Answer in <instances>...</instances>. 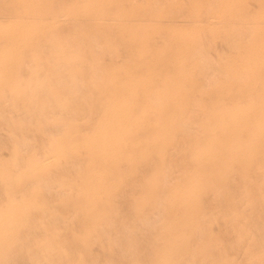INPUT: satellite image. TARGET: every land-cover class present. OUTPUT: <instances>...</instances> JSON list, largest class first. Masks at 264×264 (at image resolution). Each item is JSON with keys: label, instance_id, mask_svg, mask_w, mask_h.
I'll use <instances>...</instances> for the list:
<instances>
[{"label": "rangeland", "instance_id": "rangeland-1", "mask_svg": "<svg viewBox=\"0 0 264 264\" xmlns=\"http://www.w3.org/2000/svg\"><path fill=\"white\" fill-rule=\"evenodd\" d=\"M5 1H6V3L4 2V0H0V13L1 14L4 13L3 15L0 14V18L3 19V20L0 19V31H1L0 32V34H1L0 35V74H1L0 75V97H1L0 98V115H1L0 125H1V123H3L0 126V128L2 127L0 129V132H1L0 133V144H1L0 145V147H1L0 148L1 149L0 150V162H2V163L4 162V164L5 165L7 164V166L0 163V165H2V166H0L1 167L0 168V175L2 174L0 176V185H1L0 186V192H1L0 200L3 198V199H5L4 201H6V202H4L2 200L4 204L0 201V222H1L0 223V264H29V263L33 264V262H34V261H32L33 258H34L33 260H35L34 264H36V263L37 264L38 263L39 264H113V263L114 264H135V262H136V264H163V263L164 264H169V263L170 264H186V263L187 264H190V263L195 264V261H196V264H198V262H199V264L200 263L206 264V262H207V264L208 263L212 264V261L213 262L215 261L214 258L216 256V254H218V255L215 258L216 259L215 264H222L223 261H224V264H249V263L250 264H252V263L257 264L259 261H260L259 262L260 264H264V258H262V257H264V254H263L264 251L262 250V248L264 249V244H263L264 243V119H263V122L257 123L255 125L252 123L253 120L264 118V111H263V109H264V104H263L264 103V96H263L264 95V93H263L264 92V89H263L264 88V74H263V72H264V70H263L264 69V50H263V53L261 51L262 49H264L263 48L264 47V7H263L264 6V0H263V4H262L261 0H253V1L252 0H227V1L221 0V4H220V0H215L214 2H212V0H184V1L183 0H167V1L163 0L164 2L161 1L162 3H160L159 0H148V1L145 0L146 2L144 0H142V1L139 0L140 2L138 0H135L137 3L134 0H69V1L68 0H57V1L56 0H44V1H42V0H14L13 4H12L13 0H5ZM9 1H11V2H9ZM80 1H81V3H80ZM124 1L128 2V5L126 3H124ZM133 1L135 2L134 4H133ZM153 1L155 2L154 4H156V5L152 4ZM171 1H173V2L171 3ZM177 1H179V2H177ZM208 1H209V4H208ZM217 1H219V2H217ZM258 1H260L262 5ZM89 2H90V4H89ZM143 2H145V3H143ZM1 3L3 4L2 6H1ZM9 3H11L13 6L10 7L11 4H9ZM18 3H19V7L17 6ZM115 3L118 4V6ZM187 3H188V5H187ZM15 4H16V6H15ZM121 4H122V6H121ZM163 4H164V6H163ZM252 4L253 5L255 4V6H256V8L254 7L255 9L253 8ZM256 4H258V5H256ZM90 5H91V7H90ZM104 5H105V7H104ZM152 5H154V6L152 7ZM158 5H160V6H158ZM242 5H243V7H242ZM249 5H251V6L249 7ZM7 6H9V8H10L9 10H7L8 9ZM76 6H77V8H76ZM86 6H88V7H86ZM2 7H4V8H2ZM78 7H79V9H78ZM214 7H217V9ZM5 8H6V10H5ZM63 8H64V10H63ZM147 8H149L150 10L149 9L147 10ZM211 8L212 9L214 8L213 9L214 11H212ZM250 8L253 9L254 14L252 12V9H250ZM259 8H260V10H259ZM144 9H145V11H144ZM67 10L69 13L67 12ZM117 10H118V12H117ZM132 10H133V12H132ZM147 11H148V13H147ZM211 11H212V13H211ZM233 11H234V13H233ZM207 12L209 14H206ZM216 12H218V13L215 15ZM247 12H250L249 15H252V16H250V17H252V20L249 17V15H247L248 14ZM8 13H10V14H8ZM58 13L60 15H58ZM120 13H121V15H120ZM6 14L8 16L10 15V17H7ZM69 14H70L71 18L69 16ZM51 15H53V16H51ZM62 16H64L65 18ZM66 16H67V18L68 17L69 18L67 19ZM108 16H109V18H108ZM112 16L114 18H111ZM148 16L149 17L151 16V19L155 18L153 25H151V28H152L151 29V39H152V37L154 38L155 35L156 36L154 39L149 40V42L147 43V46L151 49V53H146L144 51L140 56H136V55H134L136 53V50L141 48V40H140L141 35L139 34L141 31L139 30V32H138L131 25L134 24L133 23L134 19H140V18H146L147 19V18H149ZM209 16H210V18H209ZM245 16H246V18H244ZM81 17H83V18L81 19ZM48 19H50V20H48ZM107 19L111 20V21H108ZM164 19H166V21ZM84 21L87 22V26H85L86 23ZM89 21H93V23L90 24L91 22L89 23ZM156 21H159V22H156ZM237 21H239V22H237ZM241 21H243V22H241ZM245 21H248V22L245 23ZM249 21H252V22H249ZM77 22L79 24H77ZM80 22H84L85 24L84 23L81 24ZM95 22H97V23H95ZM5 23H8V25ZM236 23H237V25H235ZM25 24L26 25L28 24V29H27V26H25ZM73 24H76V25H73ZM215 24H217V25H215ZM239 24H240V26H239ZM248 24H250V26ZM17 25H19L20 27ZM47 25H49V26L51 25V26L48 27ZM52 25H53V27H52ZM232 25H234V26H232ZM58 26L60 27L59 29H58ZM70 26H72V27H70ZM100 26H101V28L103 26H105V27H103L104 28L103 32H106V33L102 32L103 28L101 30ZM129 26H131V27H129ZM229 26H230V28H228ZM46 27H48V28H46ZM85 27L87 29H84ZM97 27H99L100 29H97ZM174 27L177 30H174ZM205 27L206 28L208 27L207 29H209V30H207ZM223 27L225 29H223ZM1 28H3V29L1 30ZM33 28H34V30L37 28V30L34 31ZM74 28H75V30H74ZM77 28L79 29V33L77 32V30H78ZM81 28L84 29L85 31H83ZM109 28H111V29H109ZM164 28H165V30H164ZM187 28H188V30H187ZM89 29H90V31H89ZM112 29L113 30L117 29V30L113 31ZM180 29H181V31H180ZM247 29H249V31ZM20 30L22 32L18 33ZM39 30H40V32H39ZM61 30H63L64 34H66L67 36L62 34L63 31H61ZM99 30L103 34L100 35ZM105 30H107V31H105ZM110 30L113 31V33H110L111 32ZM200 30H202V31H200ZM223 30H225V31L223 32ZM55 31H57L56 34L60 31L59 37H61V39H59V37L55 34ZM96 31H98L99 33ZM208 31H210V32H208ZM231 31H233L232 34H231ZM241 31L242 32L244 31L243 34L246 33L247 35L249 34L248 32H251L249 34V38L246 34H245L246 35L245 37H247V38H245L243 36V34L240 33ZM51 32H53V33H51ZM66 32H68L70 35ZM91 32H93V33H91ZM94 32L96 34H94ZM116 32H117V34H116ZM161 32H162V34H161ZM203 32H205L206 35H204ZM220 32L225 33V35L224 36L222 35L223 37L219 36V35H221ZM234 32L235 33L237 32V36L235 35ZM24 33H25V35H24ZM59 33H58V35H59ZM73 33L75 34L76 37L73 35ZM77 33L81 34V35H78ZM158 33L161 34L162 37ZM51 34H52V36H51ZM98 34L101 37L100 36L98 38H97V36L95 37V35H98ZM105 34H109V36L108 35L107 36L113 38V40L110 38L108 40V37L105 36ZM200 34L202 37L200 36ZM229 34L233 35V39L230 38L231 35H229ZM54 35L57 36V40L55 39L56 37L53 38ZM83 35H86V36H83ZM158 35L160 36V38ZM188 35L189 36L191 35L189 37V39H188ZM208 35H212V37L211 36L208 37ZM214 35H216V36H214ZM227 35H229V37ZM9 36H11V37L9 38ZM64 36L67 38V39H65V41H64V38H65ZM91 36H93L92 38H94L95 41H94V39L92 40ZM163 36H165V37L167 36V38H168V36L170 37L168 39L169 43L167 42V38H165ZM203 36H204V39H206V40H202ZM226 36L231 41L232 40L233 41L227 42ZM235 36L238 37V42H236L237 39L235 41V38H234ZM103 37L105 40H107L106 42L103 39ZM156 37L161 41L160 43L157 42L159 40L156 39ZM4 38H5V40L2 41V39H4ZM73 38H75L77 41L79 40L78 38H80V40L78 41L79 43L75 42L76 40H73ZM87 38H88V40H87ZM89 38L91 39L90 41H89ZM99 38L100 39L102 38V40H100ZM209 38H210L209 41L212 42V46H210L211 43L208 41ZM244 38H245L246 42L243 41V43H242V41H240V40H242V39L244 40ZM69 39L71 41H69ZM218 39L221 41H219ZM44 40H48V41H44ZM96 40H98V42L102 41V44H101V42H99V44H96L97 43ZM114 40H116L117 44L114 43L115 42ZM130 40H131L132 44L130 43ZM138 40H139V42H138ZM153 40L156 41L157 43H155ZM201 40L207 42L208 43L207 46H206V43L202 42ZM55 41L57 42L56 47L54 46L56 43ZM66 41L68 42V44ZM103 41H104V44H103ZM123 42H125V43H123ZM216 42H218V44H216ZM222 42H225L227 47H228L227 43H229L233 46L229 45L230 48L228 47V49H226V48H224L226 45ZM233 42H235V43H233ZM45 43H48L49 46H46ZM59 43H60V47H59ZM61 43H63L64 45ZM127 43H129V45H127ZM163 43H164V45H162ZM171 43H172V45H171ZM174 43L176 45H174ZM221 43L223 44L222 48H221V45L218 46ZM246 43L249 44V46ZM42 44H43V46H42ZM50 44L53 45L54 49L59 47L58 50H60V51L63 50L61 52L63 54V56L60 53V51H57V49H56V51H54V49L52 47H50L51 46ZM66 44H67V46L65 47ZM80 44L81 45L83 44V45L80 46ZM111 44H112V46H111ZM119 44L121 47L119 46ZM139 44H140V46H139ZM158 44L159 45L161 44V45L158 46ZM238 44H243V45L240 46ZM33 45H34V47L32 48ZM101 45L104 47H101ZM75 46H77V47L75 48ZM83 46H85V48L87 46L86 50H84ZM117 46H118V48H117ZM161 46H162V48H161ZM202 46L203 47L206 46L205 49L202 48ZM214 46L216 49L214 48ZM38 47H39V49H38ZM46 47H49L51 50L49 48L46 49ZM64 47H65V49H64ZM70 47H72L75 50H73ZM96 47H97V49H96ZM181 47H182V49H181ZM199 47L202 48L203 51H206L208 49L207 52L210 51V49H211L212 54H210L211 52L210 53L209 52L208 53L203 52L205 54H208V58H207V56H205V54L202 53V50L200 51ZM209 47H211V48H209ZM232 47H233L232 50L235 52V54H234V52H231V50H229ZM234 47H235V49H234ZM66 48H69V49H67V51H66ZM100 48H102V50H100ZM120 48H122V49H120ZM236 48L238 50H236ZM250 48H251V50H250ZM37 49H38V52H37ZM78 49L80 50L81 53H83V55H81L80 52L77 51ZM81 49H83L86 53L83 52ZM87 49H89V50H87ZM92 49H95V50H92ZM117 49H118V51H117ZM125 49H126V52H125ZM127 49H128V51H127ZM219 49L220 50L222 49L220 51L221 54L223 52L222 55L219 54L220 53ZM25 50H26V52H25ZM34 50H36V51H34ZM72 50H73V52H70ZM239 50H241L242 52H238ZM94 51H97V52H94ZM107 51H108V53H107ZM110 51H113V52L111 53ZM123 51H124V53H123ZM194 51L197 53L194 54L195 53ZM249 51L252 54H250ZM259 51H261V52H259ZM63 52H65L66 54ZM75 52L78 56L79 55L80 56L78 57L75 54ZM118 52H122V53H118ZM37 53L42 54V55L38 56L39 54H37ZM44 53H45V55L46 54L50 55L52 53L51 56L53 55L54 57H50L49 55H46V57H47L46 58L45 55H43ZM57 53H59L61 56ZM89 53H91L92 57L94 55H96V57L97 56L98 57L96 58L94 56L92 58L90 55L89 56L87 55ZM104 53L106 56L105 55L103 56L104 57V60H103V57L101 55ZM55 54H57V55H55ZM67 54L70 55L71 58H70V56H67ZM121 54H123V55L125 54V57H123ZM191 54L193 56L195 55L194 56L195 61H194V58L192 57ZM213 54L214 55L217 54V55H215V59H217L218 57L220 59V60L219 59L215 60L216 61L215 64L213 63V62H215L214 59L212 60V58L214 57ZM64 55L66 57H64ZM107 55H110L111 57H113V59L108 56L109 60H107L106 59V58H108ZM120 55H121V57H120ZM203 55L205 56V58L203 57ZM212 55H213V57H212ZM232 55H235V57ZM199 56H201V57L199 58ZM224 56L225 57L227 56V59ZM24 57L27 59V63L25 62L26 59ZM34 57H36L37 59H35ZM41 57L43 59L46 58L45 59L46 61L43 60L44 62L43 63L41 62L42 64H40V62H39L40 59H42ZM100 57H102V59ZM21 58H22V60H21ZM58 58H61V60H59ZM62 58H64V59L67 58V60H64V59L62 60ZM77 58H78V60H77ZM133 58H135L136 61L133 60ZM198 58H199V60H201L200 62H197V61H199ZM203 58L205 60H203ZM223 58H225V59L223 60ZM31 59H33V60L31 61V65H30L29 61ZM48 59H49V62H48ZM55 59H57L56 63H54ZM68 59H70L71 61ZM117 59H118V61H117ZM23 60H24V62H23ZM94 60H96L98 62H96ZM202 60L205 61L203 64H202ZM10 61H12V62H10ZM17 61L18 62L20 61L21 63L23 62V64L19 63L20 64L19 65L17 63ZM59 61L62 63L60 64ZM64 61H66L67 65L65 64ZM67 61H70V63L72 62L71 66L72 65L75 66V70L78 69L77 71H79V73L75 72L74 67H71L69 69L68 65H70V64H68ZM85 61L88 63L87 66L89 65L88 66V67H90L89 69L86 66H84ZM103 61H105V64ZM108 61L110 63H108ZM111 61H114V62L111 63ZM171 61H172V63H171ZM219 61H221V63ZM225 61H227V63ZM15 62H16V65H15ZM47 62H48V64L49 63L50 64L48 65ZM73 62H75V64H77V65H74ZM94 62H96V63L94 64ZM145 62H149V63L147 64ZM224 62H225V64H224ZM89 63L96 65V66H97V64H99V65L101 64V65L99 67L97 66V68H96L93 65L91 66V64H89ZM126 63H128V64L126 65ZM211 63H212V65H211ZM228 63H230L231 65H229ZM51 64H52V66H51ZM64 64H65V66H67V71H65L66 68H65ZM200 64L202 65V67ZM37 65L39 67H37ZM42 65H44V66L47 65L46 66L47 68L52 67L53 69L51 68L49 70V68L47 69L46 67H43V68H45L43 71V68H41ZM57 65H59L58 66L59 68L56 67ZM78 65H80V66H78ZM108 65L111 67H109ZM118 65H119V67H118ZM213 65L216 67H214ZM16 66H17V68H16ZM26 66H27V68H26ZM82 66L84 69L86 67L87 68L86 70H88L89 72L86 70H83ZM218 66H220V67H218ZM2 67H4V68H2ZM29 67H31L30 68L31 70L29 69ZM61 67H64L65 69L64 68L62 69ZM79 67L82 70L79 69ZM146 67H149L148 68L149 70ZM22 68H25L26 70L22 69ZM35 68L40 69L41 72H40V70L37 71ZM54 68H56V71ZM98 68H99V70H98ZM104 68L108 69V72L110 73V75L108 72H106L107 69L105 70ZM46 69L49 72H47ZM95 69H97V71ZM52 70L54 72H52ZM93 70H95L96 73L95 72L90 73V71H93ZM139 70H140V72H139ZM26 71L29 74H27ZM61 71H62V73H61ZM24 72H25V76H24ZM33 72H35L36 74ZM38 72H40V74ZM58 72H59V74H58ZM20 73H22V74H20ZM31 73H33V74H31ZM37 73L39 76L37 75ZM48 73H50V75H47ZM97 73H100V74L104 73V76L101 75L103 77H105L107 75L108 76H107V78L105 77V79H104L103 77L101 78V76ZM211 73L213 74V76L212 77L210 76L211 77L210 78L209 75H212ZM255 73H256V75H255ZM34 74H35L34 78H36L35 80H33ZM44 74H45V76H44ZM61 74H63V75L61 76ZM67 74L68 75L72 74L71 75L72 77L67 76ZM77 74H79V75H77ZM83 74L86 77L83 76ZM202 74L204 75L203 76L204 79L201 76ZM207 74H208V76H207ZM15 75L18 76L19 78L21 77L20 79L21 80L23 79L24 82L21 81L18 77H15V82H14L13 78ZM26 75H28L29 78H26L27 77ZM59 75L62 78H58ZM93 75H95V77ZM194 75H195V78H194ZM215 75L217 77H215ZM10 76H12V77H10ZM36 76H38V77H36ZM78 76L79 77L81 76V77L79 78ZM91 76H92V78L94 77L95 80L94 79L91 80L92 79ZM197 76L199 78H201L202 81L200 79H196V78H198ZM44 77L46 79L51 77V79L49 78L48 79L49 81L47 80V82H46V79H44ZM141 77L143 78V81L137 82L138 78H141ZM52 78H53V80H52ZM64 78L67 79V81ZM69 78H70V80H69ZM78 78L79 79L82 78L80 83H79ZM84 78H85V80H83ZM156 78H159V79L156 80ZM208 78L213 81L212 83L214 84L215 87L213 86V84L210 81L208 82V80H209ZM247 78H248V80H247ZM260 78H262V79H260ZM30 79H32V80H30ZM206 79H207V83H209V84L208 85L202 84L203 82L206 83ZM216 79H217V81H216ZM223 79L225 81H223ZM88 80H89V82H88ZM98 80H100V81H98ZM29 81H31V82H29ZM42 81H44V82H42ZM50 81L51 82L53 81L52 84ZM63 81H66L64 83L67 86L66 88H63V87H65V85L62 83ZM68 81H70L69 87H68ZM77 81H78V83H77ZM95 81H96V83H95ZM214 81L219 82V83H216ZM10 82L12 83V86L14 85L13 87H10L11 86ZM16 82H17V84H16ZM30 83H32V84H30ZM35 83L37 85H35ZM47 83L51 86L56 84V87L58 86V84H60L59 85L60 87L58 86L60 89L58 90V87L56 88L55 86L49 87ZM88 83L91 86H88L87 85ZM242 83H243V85H242ZM24 84H25V86H23ZM26 84L28 86H30V85L31 86L28 87ZM42 84H44L45 86H43ZM61 84L63 86H61ZM74 84H77V87H76V85L73 86ZM92 84H94L95 86ZM101 84H103V85H101ZM200 84H202V85H200ZM216 84L218 85V87ZM15 85H19V86H17L18 88H16ZM38 85H40L39 86V89H40L39 92L37 89ZM84 85H86V86H84ZM46 86H48V88ZM82 86H83V88H82ZM93 86L95 88H93ZM211 86H213L214 89L211 90ZM27 87H28V90H26ZM74 87H76V88H74ZM97 87H99V88H97ZM234 87H236V88L234 89ZM12 88H13V90H12ZM41 88L44 90L43 92H42ZM46 88H47V91L50 88V92L48 91L49 93L47 91H45ZM80 88L83 90H81ZM84 88H85V90H87L86 92L84 91ZM195 88H198V89L194 94ZM207 88L209 90H207ZM17 89L19 90V92ZM74 89L76 92L73 91ZM95 89L98 90L99 92L95 91ZM99 89H101V90H99ZM10 90H11V92H10ZM34 90H36V91H34ZM54 90H55V92H54ZM218 90H221V91L218 92ZM24 91L27 94L30 91L31 93L29 92V94L31 95V98L29 97L30 96L29 94H28L29 96H26V93ZM64 91L66 93L68 91L71 95H66V93ZM82 91H84V92H82ZM207 91H210V94ZM53 92L55 94L56 93H59V94L54 95ZM206 92H207V97L205 98ZM3 93L5 94L4 96H3ZM17 93H19V94L17 95ZM61 93H62V95L63 94H65V95L61 96ZM69 93H67V94H69ZM73 93L75 95H73ZM76 93H77V95H76ZM231 93H233V94H231ZM22 94H24V96H26L24 100H23L24 97ZM32 94H34V96ZM45 94H46V96H45ZM19 95H22L21 97H23V98H21ZM37 95H38V98H37ZM47 95L49 96V98L54 100L55 105H56L57 101L62 99L61 105H59L60 107L58 108L57 107L58 105L55 106L54 103H52V100L47 98L48 97ZM82 95H83V98L80 99V97H82ZM99 95L102 97H100ZM18 96H19V101L17 99ZM35 96H36V98H35ZM41 96H42V98H41ZM74 96H75V98H74ZM137 96H139V98ZM249 96H250V98H249ZM8 97H10V98H8ZM85 97L87 100L85 99ZM55 98H57V99H55ZM190 98H191V100H190ZM245 98L247 99V101L244 100ZM20 99H22L23 101L22 100L20 101ZM26 99H28V100H26ZM42 99H43V102H42ZM64 99H66V100H64ZM70 99H71V101H70ZM151 99L154 101H152ZM203 99H205L204 102H201ZM15 100H17L18 102ZM29 100L32 102V104L33 103L36 104L38 108H36V105L33 106L32 104H30L31 102L30 103L26 102V101L29 102ZM40 100H41V102H40ZM44 100L46 102H44ZM157 100H158V102H157ZM49 101L55 107L51 104H50L51 106H49ZM77 101L79 104L76 103ZM89 101H91V102H89ZM122 101H123L122 105L116 106V104H118ZM189 101L193 105L191 104V106H190ZM209 101H211V102H209ZM8 102L10 104H7ZM19 102L21 104L24 103V106L21 105ZM72 102H74L75 104H73ZM81 102L84 103L85 105H87L86 108H85V105H82ZM148 102H152V103L149 104ZM196 102H197V104H196ZM13 103L14 104L16 103L15 104L16 106ZM203 103H205V105ZM46 104L49 107L46 108ZM57 104H60V102H58ZM154 104H155V106H154ZM6 106L7 107L9 106L8 107L9 110ZM17 106L20 109V112L17 110L18 109ZM22 106L25 108H23ZM30 106H31V109L29 110ZM42 106H43V108H42ZM61 106H62V108H61ZM198 106H199L200 110H199ZM215 106H217V107L215 108ZM236 106H240L239 109H241V111H240L241 113L238 115L236 114L237 116L235 114H233L234 111H230V110H233V108H237ZM12 107H14L16 109H13ZM34 107L36 108V110L41 109L40 111L42 113L39 112V110L36 111ZM52 107H54V109ZM81 107H82V109H81ZM256 107H258L259 109ZM48 108H49V110H47ZM55 108H56V110H55ZM60 108H61V110H59ZM190 108H193V109H190ZM201 108H203V109L206 108L207 110L206 109L203 110ZM217 108L225 109L226 113L224 115H226L229 119L223 125V127H220V128L217 127V129H211V128L217 126V120L220 118V117H217L218 119L215 122L214 118L216 115L213 113V110L217 109ZM11 109H12V111H10ZM26 109H27V112H24V111H26ZM32 109L34 112L31 111ZM13 110H16V111H13ZM42 110L43 111L45 110L44 111L45 113ZM58 110H59V112H57ZM65 111H67L66 112L67 116H65L66 115ZM77 111H79V112L77 113ZM28 112H30L31 114ZM69 112H72L71 115ZM99 112L101 114H103V112H104V114L101 115ZM35 113H37L38 116H37V114L35 115ZM68 113H69V115H68ZM80 113H82L81 115H83L82 118H80L81 116H79ZM97 113H99L100 116H98ZM3 114H4V116H3ZM45 114H47V115H45ZM73 114H77L76 117ZM149 114L150 115L152 114L151 115L152 118L149 116ZM41 115H43V116L41 118H39ZM48 115H50V116H48ZM72 115L74 116L73 118L70 117ZM86 115H88L90 119H88V116H87L84 120V117ZM187 115H188V117H187ZM9 116H11L12 118L10 117L11 119H9ZM16 116L18 118L22 117L23 119L17 118L19 120L18 121L19 123H18V122H16L17 121ZM45 116L48 118H45ZM51 116H52V118H51ZM91 116H93V117H91ZM148 116H149V118H147ZM4 117H5V119H4ZM57 117L59 120L56 119ZM94 117L98 118L96 120L98 122L95 121ZM186 117H187V120L184 119ZM195 117H196V119H195ZM13 118H15L14 119L15 121L13 120ZM42 118H44V119H42ZM66 118H68V120ZM77 118H78V120H77ZM8 119H9V121H8ZM61 119H62V121H61ZM63 119H64V121L66 120V122H64ZM71 119H75V120H71ZM10 120H11V122H10ZM32 120L34 122L37 121L36 123L39 126L36 127L35 123H33ZM39 120H41V121L39 122ZM91 120H93L94 122H92ZM44 121H46V122H44ZM47 121H50L48 123H51V124H52V122H54L53 123L54 125L48 124ZM73 121H75V122H73ZM90 121L92 122L93 125L91 124ZM185 121H186V123H184ZM6 122L8 124H6ZM12 122H13V124H12ZM238 122L241 125L238 124ZM25 123L27 125L28 124L29 125L27 126ZM77 123H78V125H77ZM81 123L83 124V126ZM94 123H95V125H94ZM15 124H17V126H15ZM30 124H33V125H30ZM42 124H44L46 126H44ZM71 125H72V127H71ZM86 125H88V126H86ZM7 126L11 127V128L7 129ZM19 126H21V127H19ZM48 126H51V127L53 126V127L50 129V127H48ZM65 126H67V127H65ZM76 126H77V128H76ZM30 127H31V129L33 127V130L32 131L30 130L31 132H29V133L26 132V130L28 131L30 129ZM44 127H47V128H44ZM56 127H58V128L60 127V129L58 130V128H56ZM82 127H84V130ZM115 127H116V129H115ZM196 127L199 128V129L197 128L199 131L197 129L194 130V128H196ZM236 127L239 129H237ZM39 128H40V131H38ZM9 129H11V130L9 131ZM16 129L18 130V134L22 133L20 135L23 136V138L16 133L17 132ZM42 129H43V131H45L44 133H43ZM12 130H14L16 132L13 134L14 131H12ZM50 130H52V132L54 134ZM80 130L82 133L80 132ZM138 130H140V131H138ZM143 130H145V131L147 130L146 133ZM183 130L186 131L187 133L184 132ZM200 130H202V131H200ZM247 130H248V132H247ZM4 131H5V134H4ZM48 131H50V133ZM244 131L246 132V135H245ZM8 132H10L9 133V134H11L10 136L7 134ZM69 132L72 134H70ZM191 133H192V135H191ZM15 134H16V136H15ZM37 134H38V136H37ZM144 134H145V136H144ZM17 135L19 136L18 138H17ZM32 135L35 136L34 137L35 139L32 138ZM45 135L47 138L45 137ZM49 135H51L50 138H49ZM188 135H190L189 138H188ZM27 136H31L30 137L31 139L27 138ZM42 136H43V138H42ZM179 136H181V137L179 138ZM3 137H4V139L5 138L6 139L3 140ZM38 137H40V138H38ZM52 137H53V141L55 140L54 144L52 143L53 142ZM183 137L185 140L184 143L182 142V141H184ZM56 138H58V139H56ZM10 139H13L15 141H13V140L11 141ZM20 139L21 140L23 139V140L21 141ZM79 139H80V141H79ZM189 139H192L194 142L195 141L196 142L194 143V142H192V140H189ZM43 140L46 143H44ZM50 140L52 142H48ZM56 140H59V141L57 142ZM36 141H39V142H36ZM15 142H18V143L23 142V144L19 145L18 143H15ZM33 142H35V143H33ZM11 143L13 145H11V148H10L9 145ZM36 143H38V145L40 144V146H42V147H39ZM51 143H52V145H51ZM179 143H181L180 145H185V147H183V146L180 147ZM30 144L33 146L32 149H30L31 148ZM34 144L36 145L35 147H37V148H34ZM2 145H5V146L2 147ZM47 145L49 146V149H48ZM174 145H175V147L178 148V149L175 148L176 151L173 148ZM13 146H14V148H13ZM21 146H22V148H21ZM43 147H45V148H43ZM107 147H108V149H107ZM182 148L184 151H179ZM37 149H39L40 151ZM41 149H42V151H41ZM51 149H52V151H51ZM169 149H170V151H169ZM9 150L13 151V152H10ZM66 150H67V152H66ZM73 150L75 151V153ZM171 150H173V151H171ZM2 151H3V153H1ZM26 151H28V152H26ZM37 151H38V153H37ZM49 152H51L50 155H49ZM80 152H81L82 156L80 155ZM181 152H183V153H181ZM153 153H154V155H153ZM169 153H170V155H169ZM177 153H178V155H177ZM64 154H65V156H64ZM85 154L87 157L85 156ZM87 154H89L90 157ZM174 154H176L177 156H175ZM45 155L48 157H46ZM38 156H39V158H38ZM53 156H55L56 159H55V157L53 158ZM79 156H81V157H79ZM181 156H183V157H181ZM205 156H207V157H205ZM3 157H5V158H3ZM7 157H10V158H7ZM51 157L53 159L49 160L50 162L48 161V163H45L43 166L37 167V166H39L38 165L39 162H41L43 160L50 159ZM84 157H86V158H84ZM95 157H96V159H95ZM158 157H159V159H158ZM171 157H172V159H170ZM168 158L170 159V161ZM4 159L6 162L4 161ZM61 159L63 160L64 163L61 162L62 161ZM9 160H11L12 163ZM80 160H81V162H80ZM89 160H90V162H88ZM172 160H174L175 163ZM18 161H20V162H18ZM97 161H99L98 162L99 164H97ZM83 162L86 164L88 162V164H87L88 166H86V164H84ZM152 162H154V163L152 164ZM169 162L171 164H169ZM180 162H181V167L179 166ZM148 163L154 165V167L149 165ZM23 164L25 165V167ZM122 164L125 166L127 165L128 167L122 166ZM173 164H174V167H172ZM175 164H177V165H175ZM22 165H23V167H21ZM67 165H68V167H67ZM69 165H71L73 170L71 169V167ZM186 165L189 167H187ZM18 166L20 168H18ZM77 166L80 168H83V169H80ZM85 166L87 168H85ZM196 166H197V168H196ZM8 167H10L11 169ZM65 167H67L66 169H68V171L65 170ZM76 167H77V169H76ZM144 167H145V170H144ZM148 167H149V170H148ZM178 167H180V169H185V170H183L184 172L182 171V173H181V170L177 169ZM258 167L260 168V170ZM118 168H120V169H118ZM127 168H128V170H127ZM193 168H195V169H193ZM49 169H51V170H49ZM166 169H167V171H166ZM190 169H192L191 170L192 172L189 171ZM52 170L57 172L58 174L53 172ZM62 170H64L65 173ZM11 171H13L14 173ZM170 171L171 172L173 171V173L174 172L175 173L173 174ZM120 172H122V173H120ZM176 172L183 174V176L181 174L176 173ZM61 173L64 175L65 174L68 175V177H66V176L62 177ZM91 174H93V175H91ZM171 174H172V176L176 175L177 178H176V176H174L175 178L171 177L170 176ZM179 175L182 177H179ZM73 176H75V177H73ZM262 176H263V178H262ZM86 177H88V179H86ZM141 177H143V178H141ZM167 178H168V180H167ZM77 179H78V181L76 182ZM136 179H138V180H136ZM182 179H184V181H182ZM254 179H256L257 181H254ZM28 181L30 182L29 184H27ZM137 181L139 183H137ZM53 182H55V183L53 184ZM132 182L133 183L135 182L134 185ZM142 182H143V184H142ZM170 182H171V184H170ZM189 182H193V185L191 187H189V189L187 190L188 192L187 191L178 192L177 190H175V188H179L185 183L189 184ZM51 183L54 187H51L52 186ZM81 183L83 184V186ZM168 183H169V186L167 185ZM57 184H59L62 188L60 187L61 189H59V185H57ZM98 184H99V186H98ZM138 184H140V185L138 186ZM29 185H30V187H29ZM259 185H261V187ZM14 186L17 188H15ZM56 186L58 188L57 190L54 189V188H56ZM130 186H132L133 188L135 187V188L133 189ZM163 186L164 187L166 186L165 187L166 189ZM136 187L138 189H140V191L138 190L139 192L137 191ZM126 188H128L127 191L125 190ZM160 188H162V189H160ZM19 190H21V194H20ZM31 190L33 191V193ZM42 190H43V192H42ZM59 190H61V192L64 195L62 193H60ZM173 190H174V192H173ZM259 190H260V193H259ZM24 191L26 194L24 193ZM44 191H45V193H44ZM192 191H193V194H192ZM16 192L19 194V196L17 194H15ZM27 192H29V193H27ZM121 192H122V195H121ZM160 192H162V195ZM256 192L258 193V195H260L259 197H258V195L256 197V194H257ZM42 193H44V194H42ZM68 194H69V196H68ZM119 194H120V197L118 196ZM131 194H133V195H131ZM44 195H45V197H44ZM57 195H58V197H57ZM163 195L166 196V199ZM53 196H54V198H53ZM114 196H116L117 198ZM121 196H123L124 198H122ZM29 197H31V199ZM109 197L113 198V200H111ZM118 197L120 199H118ZM210 197L212 198L213 201H211ZM218 197H219V201H218ZM41 198H42V201H41ZM81 198H82V200H81ZM85 198H87V199H85ZM115 198H116V200H115ZM14 199H17V200L15 201ZM35 199L38 200L39 202L36 201ZM123 199H125V200H123ZM180 199H181V201H180ZM204 199L207 200V201L205 200L206 205L204 203ZM18 200H20V201H18ZM77 200L80 202H78ZM151 200L153 203H151ZM209 200H210V202H209ZM120 201L122 203H120ZM127 201H128V204L126 203ZM138 201H140V202H138ZM36 202H38V204ZM210 203L212 204V206L210 205ZM72 204H73V206H72ZM120 204H122V205H120ZM216 204H217V206H216ZM118 205H120V206H118ZM214 205L216 207H214ZM45 206H46V208H45ZM122 206H123V208H122ZM3 207H7V208H3ZM117 207H119V209ZM151 207H153V208H151ZM174 207H175V209H173ZM54 208H55V211H53ZM157 208L158 209L160 208V209L157 210ZM56 209H57V212H56ZM212 209H213V211H212ZM155 210H156V212H155ZM177 210H178V212H177ZM71 211H72V213H71ZM74 211H76V212H74ZM158 211H159V213H157ZM214 211L216 212L215 213L216 215H214ZM144 212L146 213V215ZM32 213H34V214H32ZM45 213H46V215H45ZM52 213L53 214L55 213V214L53 215ZM148 213L153 214V215H150ZM161 214H163V215H161ZM175 214H176L177 218H176ZM56 215H57V218L59 217V218L63 219L64 221L60 220L59 218L57 219ZM156 215H157V217H156ZM228 215H230V216H228ZM45 216H47L49 218H46ZM66 216L68 218L71 217L70 220L73 222H70V220L68 221L67 220L68 218ZM195 216H197V217H195ZM216 216H219V217H216ZM34 217H36V218L34 219ZM44 217H45V219H44ZM53 217H55L57 220H54ZM128 217H130V218H128ZM220 217L222 218L221 219L222 221H220ZM240 217L243 218V222H238L240 219H242ZM121 218H122V220H121ZM206 218L211 221L210 222L211 224H209V221L206 222V220H207ZM217 218H219V219H217ZM7 219H9V220H7ZM211 219H213V220L217 219V220L213 221ZM245 219H247V220H245ZM35 220H37V221H35ZM40 220H41L40 224L43 222L42 224H44V225L39 224ZM44 220H46L47 222ZM123 220H124V222H123ZM147 220H148V222H147ZM236 220L239 224H236ZM21 221H23V222H21ZM28 221H29V224H28ZM62 221H63V223H62ZM240 221H242V220H240ZM57 222H58V224H57ZM79 222L81 223V226L78 225V224H80ZM125 222L129 223L130 225H127ZM158 222H160V223H158ZM32 223L36 226V229H35V226L32 225ZM35 223L40 225V227ZM66 223L68 224V226L69 225L70 226L73 225V226L68 227ZM123 223H125V224H123ZM132 223H134V224H132ZM242 223H244V224H242ZM222 224L225 226V229L222 226ZM28 225H30L31 227ZM55 225H58L59 227L55 226ZM61 225H62V227H61ZM76 225L79 226L80 228L83 227V228H81L82 230H80ZM99 225L102 229L99 228ZM245 225H248V226H245ZM119 226H121V227H119ZM146 226H147V228L149 227L150 230L148 229V231H147V228L145 229ZM150 226L152 227V229ZM212 226L214 227V229ZM228 227L232 228L233 231L231 229H230V231H228L229 230ZM58 228H59V230H58ZM109 228H111V229L113 228L112 230H109L110 236L107 235V233L109 234V231H108ZM121 228H122V230H121ZM137 228H138V230H137ZM200 228H202V229L200 230ZM211 228L214 231H212ZM215 228H216V231H215ZM39 229L41 230V233H38V232H40ZM42 229H44V230H42ZM75 229L78 231V233ZM133 229H134V231H133ZM140 229H142V230H140ZM238 229H242V230L238 231ZM259 229H260V231H259ZM98 230H99V232H98ZM118 230H119V232H118ZM152 230L153 231L155 230V231L153 232ZM196 230H198V231H196ZM217 230L219 231V233ZM132 231H133V233H132ZM220 231H222V232L220 233ZM226 231H228L229 234ZM242 231L245 232V233L243 232L245 234V238L249 237L248 240H246L247 238L244 240L242 239V238H244V235L240 234V233H242ZM53 232H55V233L53 234ZM105 232H106L107 238L105 236L102 237V235H105ZM135 232H136V234L134 235ZM146 232L148 233V235L150 232L151 237L148 236ZM197 232H199V233L197 234ZM201 232L203 233V235L200 234ZM29 233L31 235H29ZM45 233L47 234V236H49V237L51 236V239L49 237H47ZM73 233L75 234L74 236H73ZM166 233H168V234L166 235ZM36 234L37 235L39 234L38 237H40V238H38ZM62 234L65 236H62ZM130 234H131V236H130ZM143 234H145V235L143 236ZM196 234L198 235V237L196 236ZM223 234H224V236H223ZM100 235H101L102 239H101ZM138 235H139V237H138ZM169 235H171V237ZM194 235L196 236V238ZM235 235L238 236V238ZM246 235H248V236H246ZM43 236H44V238H43ZM118 236H120V237L118 238ZM145 236L150 237L149 240H148V238L146 239ZM164 236H165V238H164ZM228 236H229V238H227ZM20 238H21V240H20ZM22 238H24V239H22ZM31 238L33 239V241ZM46 238L50 239L51 241L47 240ZM104 238L106 239V241ZM117 238H118V240H117ZM144 238L146 240H144ZM191 238H193V239H191ZM65 239H66V241H65ZM68 239H70V240H68ZM108 239H109V241H108ZM123 239L127 243L124 242ZM183 239H184V241H183ZM232 239L233 240L236 239V240L233 241ZM18 240H19V242H18ZM94 240L96 242H94ZM119 240L121 243L119 242ZM192 240H194L195 243ZM99 241L101 243L98 244ZM221 241H223V242H221ZM117 242L119 243V245L117 244ZM148 242L149 243L151 242L154 244L149 245ZM156 242H157V244H156ZM232 242H234V243L236 242V243L234 244ZM245 242H246V244H245ZM96 243H97V245H96ZM105 243H107V244H105ZM237 243H239V245H237ZM241 243H242V245L240 246ZM54 244H55V248L57 250L54 248ZM209 244L210 245L212 244L214 247L212 245L210 246ZM247 244H249V245H247ZM260 244H262L263 246ZM27 245H28V248H27ZM188 245H189V247H188ZM222 245H223V247H222ZM235 245H237V247ZM93 246L95 247V249L92 248ZM96 246H98V247H96ZM116 246H117V248H115ZM129 246H131V247H129ZM193 246H195V247H193ZM231 246H233V248ZM249 246H251V247H249ZM254 246L257 247V248H255V250L258 249V251L257 250L254 251V248H253ZM38 247H39V250H38ZM143 247H144V249H143ZM149 247H151V248H149ZM234 247H235V249H237V252H238V250H240L239 251L240 253L239 252L237 253L236 251L234 252ZM238 247H241V248H238ZM68 248H69V250H68ZM90 248H91V250H90ZM179 248L181 250H179ZM242 248H243V250L241 252ZM42 249H44V250H42ZM223 249H225V250H223ZM231 249H233V250H231ZM19 250H20V252H19ZM33 250H37V252L33 251ZM215 250H217L216 253H215ZM218 250H219V252H218ZM145 251H147V252H145ZM160 251H162V252H160ZM208 251H210V252H208ZM247 251H248V253H247ZM61 252H63V255H64L63 258L64 259L62 258L63 255L61 254ZM137 252H139L140 254ZM207 252L210 253V255ZM221 252L224 254V256H222L223 254H221ZM230 252H231V254H230ZM40 253L42 254V256L40 255ZM55 253L59 254L60 257H58L59 255H56ZM88 253H90V254H88ZM112 253L114 256L112 255ZM234 253H235V255H234ZM242 253H243V255H242ZM256 253L257 254L259 253V254L257 255ZM193 254H194V256H193ZM207 254L209 255V259L206 258V257H208ZM239 254H240V256H239ZM247 254H248V256H247ZM45 255H47V256H45ZM142 255H143V259L141 258ZM176 255L179 257H177ZM212 255H213V258L211 257ZM259 255L261 258L259 257ZM26 256L29 259H26L27 258ZM32 256H34V257H32ZM40 256L42 259L40 258ZM78 256H79V258H77ZM190 256H191V258H190ZM236 256H239V257L237 258ZM252 256L254 258H252ZM37 257H38V260H36ZM47 257H49V260L50 261L52 260L53 263L49 262ZM51 257H52V259H51ZM135 257H136V259H134ZM186 257L189 259H186ZM197 257L199 258V260L201 262L198 261V259L196 260ZM242 257H244V258H242ZM61 258L63 261L60 260ZM217 258L219 259V261ZM221 258L223 260H221ZM228 258H230V260ZM240 258L242 260L244 259V261L242 262V260ZM57 259L59 261H57ZM93 259H94V261H93ZM115 259L117 260L118 263L116 261H114ZM108 260H110V261H108ZM42 261H43V263H41ZM101 261H103V262H101ZM202 261H204V262H202ZM236 261L239 263H237ZM246 261L247 262L249 261V263H247ZM45 262H47V263H45ZM108 262H110V263H108ZM184 262H186V263H184ZM216 262H218V263H216Z\"/></svg>", "mask_w": 264, "mask_h": 264}, {"label": "bare ground", "instance_id": "bare-ground-1", "mask_svg": "<svg viewBox=\"0 0 264 264\" xmlns=\"http://www.w3.org/2000/svg\"><path fill=\"white\" fill-rule=\"evenodd\" d=\"M42 1H44V0H42ZM56 1H57V0H56ZM68 1H69V0H68ZM134 1H135V0H134ZM134 1H133V4L136 2V1H135V2H134ZM138 1H139V0H138ZM141 1H142V0H141ZM144 1H145V0H144ZM146 1H148V0H146ZM146 1H145V2H146ZM159 1H160V3L164 2L163 0H159ZM161 1H162V2H161ZM165 1H167V0H165ZM183 1H184V0H183ZM214 1H215V0H212V2H214ZM226 1H227V0H226ZM252 1H253V0H252ZM4 2L6 3L5 0H4ZM9 2H11V1H9ZM13 2H14V0L12 1V4H13ZM16 2H17V1H16ZM19 2H20V1H19ZM24 2H25V1H24ZM37 2H38V1H37ZM93 2H94V1H93ZM139 2H140V1H139ZM145 2H143V3H145ZM172 2H173V1H171V3H172ZM177 2H179V1H177ZM212 2H211V3H212ZM217 2H219V1H217ZM258 2H260V1H258ZM261 2H262V4H263V0H261ZM261 2H260V4H261ZM80 3H81V1H80ZM100 3H101V2H100ZM102 3H103V2H102ZM124 3H126V4L128 5V2L124 1ZM124 3H123V4H124ZM136 3H137V2H136ZM154 3H155V2L153 1L152 4H154ZM160 3H159V4H160ZM166 3H167V2H166ZM9 4H11V3H9ZM12 4L10 5V7L13 6ZM20 4H21V3H20ZM35 4H36V3H35ZM45 4H46V3H45ZM61 4H62V3H61ZM66 4H67V3H66ZM89 4H90V2H89ZM115 4H116V3H115ZM131 4H132V3H131ZM167 4H168V3H167ZM208 4H209V1H208ZM212 4H213V3H212ZM220 4H221V0H220ZM224 4H225V3H224ZM262 4H261V5H262ZM2 5H3V4L1 3V6H2ZM86 5H87V4H86ZM116 5L118 6V4H116ZM154 5H156V4H154ZM154 5H152V7H153ZM165 5H166V4H165ZM187 5H188V3H187ZM213 5H214V4H213ZM216 5H217V4H216ZM218 5H219V4H218ZM228 5H229V4H228ZM247 5H248V4H247ZM252 5H253V4H252ZM256 5H258V4H256ZM15 6H16V4H15ZM15 6H14V7H15ZM17 6L19 7V3H18ZM25 6H26V5H25ZM37 6H38V5H37ZM98 6H99V5H98ZM121 6H122V4H121ZM131 6H132V5H131ZM146 6H147V5H146ZM150 6H151V5H150ZM158 6H160V5H158ZM163 6H164V4H163ZM185 6H186V5H185ZM250 6H251V5H249V7H250ZM7 7H8L7 10H9V9H10L9 6H7ZM21 7H22V6H21ZM38 7H39V6H38ZM86 7H88V6H86ZM90 7H91V5H90ZM92 7H93V6H92ZM104 7H105V5H104ZM123 7H124V6H123ZM132 7H133V6H132ZM209 7H210V6H209ZM242 7H243V5H242ZM254 7L256 8L255 4L253 5V8H254ZM257 7H258V6H257ZM263 7H264V6H263ZM2 8H4V7H2ZM76 8H77V6H76ZM82 8H83V7H82ZM99 8H100V7H99ZM134 8H135V7H134ZM149 8H150V7H149ZM149 8H147V10H148ZM164 8H165V7H164ZM164 8H163V9H164ZM186 8H187V7H186ZM206 8H207V7H206ZM206 8H205V9H206ZM214 8L217 9V7H214ZM214 8H213V9H214ZM225 8H226V7H225ZM255 8H254V9H255ZM51 9H52V8H51ZM67 9H68V8H67ZM78 9H79V7H78ZM84 9H85V8H84ZM108 9H109V8H108ZM108 9H107V10H108ZM117 9H118V8H117ZM156 9H157V8H156ZM207 9H208V8H207ZM213 9L211 8L212 11H214ZM246 9H247V8H246ZM250 9H252V8H250ZM5 10H6V8H5ZM63 10H64V8H63ZM89 10H90V9H89ZM98 10H99V9H98ZM109 10H110V9H109ZM125 10H126V9H125ZM149 10H150V9H149ZM153 10H154V9H153ZM157 10H158V9H157ZM209 10H210V9H209ZM259 10H260V8H259ZM13 11H14V10H13ZM83 11H84V10H83ZM85 11H86V10H85ZM142 11H143V10H142ZM144 11H145V9H144ZM160 11H161V10H160ZM204 11H205V10H204ZM212 11H211V13H212ZM248 11H249V10H248ZM250 11H251V10H250ZM14 12H15V11H14ZM65 12H66V11H65ZM67 12H68V10H67ZM80 12H81V11H80ZM117 12H118V10H117ZM132 12H133V10H132ZM154 12H155V11H154ZM252 12H253V9H252ZM2 13H3V12H2ZM32 13H33V12H32ZM68 13H69V12H68ZM83 13H84V12H83ZM102 13H103V12H102ZM123 13H124V12H123ZM135 13H136V12H135ZM147 13H148V11H147ZM152 13H153V12H152ZM217 13H218V12H216L215 15H216ZM233 13H234V11H233ZM247 13H248L247 15H249L250 12H247ZM0 14H1V13H0ZM3 14H4V13H3ZM3 14H1V15H3ZM8 14H10V13H8ZM51 14H52V13H51ZM66 14H67V13H66ZM74 14H75V13H74ZM74 14H73V15H74ZM80 14H81V13H80ZM86 14H87V13H86ZM150 14H151V13H150ZM171 14H172V13H171ZM177 14H178V13H177ZM177 14H176V15H177ZM206 14H209V13L207 12ZM253 14H254V12H253ZM262 14H263V13H262ZM6 15H7V14H6ZM58 15H60V14L58 13ZM58 15H57V16H58ZM64 15H65V14H64ZM67 15H68V14H67ZM120 15H121V13H120ZM120 15H119V16H120ZM169 15H170V14H169ZM210 15H211V14H210ZM227 15H228V14H227ZM11 16H12V15H11ZM51 16H53V15H51ZM69 16H70V14H69ZM85 16H86V15H85ZM109 16H110V15H109ZM109 16H108V18H109ZM171 16H172V15H171ZM181 16H182V15H181ZM250 16H252V15H249V17H250ZM260 16H261V15H260ZM2 17H3V16H2ZM7 17H10V15H9V16L7 15ZM13 17H14V16H13ZM60 17H61V16H60ZM60 17H59V18H60ZM62 17H64V16H62ZM104 17H105V16H104ZM135 17H136V16H135ZM148 17H149V16H148ZM155 17H156V16H155ZM249 17H248V18H249ZM261 17H262V16H261ZM4 18H5V17H4ZM64 18H65V17H64ZM66 18H67V16H66ZM68 18H69V17H68ZM68 18H67V19H68ZM70 18H71V16H70ZM78 18H79V17H78ZM82 18H83V17H81V19H82ZM111 18H114V17L112 16ZM164 18H165V17H164ZM201 18H202V17H201ZM209 18H210V16H209ZM237 18H238V17H237ZM244 18H246V16H245ZM250 18H251V20H252V17H250ZM0 19H2V18H0ZM7 19H8V18H7ZM14 19H15V18H14ZM60 19H61V18H60ZM121 19H122V18H121ZM169 19H170V18H169ZM175 19H176V18H175ZM238 19H239V18H238ZM2 20H3V19H2ZM4 20H5V19H4ZM48 20H50V19H48ZM76 20H77V19H76ZM107 20H108V19H107ZM154 20H155V18H152V19H151V16H150L149 18H147V19H146V18H140V19H134V20H133V21H134V22H133L134 24L131 25V26H132L133 28H135L138 32H139V30L141 31V32L139 33V34L141 35V38H140V40H141V48L138 49V50H136V53H135L134 55H136V56H140L144 51H145L146 53H151V49L147 46V43L149 42V40L154 39L155 36H156V35H155L154 38L152 37V39H151V29H152V28H151V25H153ZM164 20L166 21V19H164ZM206 20H207V19H206ZM206 20H205V21H206ZM210 20H211V19H210ZM212 20H213V19H212ZM51 21H52V20H51ZM57 21H58V20H57ZM57 21H56V22H57ZM73 21H74V20H73ZM73 21H72V22H73ZM78 21H79V20H78ZM81 21H82V20H81ZM94 21H95V20H94ZM104 21H105V20H104ZM108 21H111V20H108ZM165 21H164V22H165ZM208 21H209V20H208ZM223 21H224V20H223ZM230 21H231V20H230ZM239 21H240V20H239ZM239 21H237V22H239ZM262 21H263V20H262ZM4 22H5V21H4ZM23 22H24V21H23ZM84 22H85V21H84ZM84 22H80V23L83 24ZM90 22H91V23H90ZM105 22H106V21H105ZM105 22H104V23H105ZM114 22H115V21H114ZM156 22H159V21H156ZM170 22H171V21H170ZM213 22H214V21H213ZM216 22H217V21H216ZM218 22H219V21H218ZM233 22H234V21H233ZM235 22H236V21H235ZM241 22H243V21H241ZM241 22H240V23H241ZM247 22H248V21H245V23H247ZM249 22H252V21H249ZM10 23H11V22H10ZM12 23H13V22H12ZM27 23H28V22H27ZM51 23H52V22H51ZM73 23H74V22H73ZM85 23H86L85 26H87V22H85ZM85 23H84V24H85ZM89 23L92 24L93 21H89ZM95 23H97V22H95ZM106 23H107V22H106ZM166 23H167V22H166ZM171 23H172V22H171ZM174 23H175V22H174ZM174 23H173V24H174ZM192 23H193V22H192ZM253 23H254V22H253ZM5 24L8 25V23H5ZM13 24H14V23H13ZM34 24H35V23H34ZM77 24H79V23L77 22ZM107 24H108V23H107ZM193 24H194V23H193ZM243 24H244V23H243ZM1 25H2V24H1ZM10 25H11V24H10ZM29 25H30V24H29ZM53 25H54V24H53ZM53 25H52V27H53ZM73 25H76V24H73ZM73 25H72V26H73ZM88 25H89V24H88ZM97 25H98V24H97ZM100 25H101V24H100ZM198 25H199V24H198ZM209 25H210V24H209ZM215 25H217V24H215ZM235 25H237V23H236ZM246 25H247V24H246ZM248 25L250 26V24H248ZM11 26H12V25H11ZM14 26H15V25H14ZM17 26H19V25H17ZM17 26H16V27H17ZM25 26H27V29H28V24H27V25L25 24ZM47 26L50 27L51 25H50V26L47 25ZM54 26H55V25H54ZM72 26H70V27H72ZM90 26H91V25H90ZM131 26H129V27H131ZM207 26H208V25H207ZM211 26H212V25H211ZM232 26H234V25H232ZM239 26H240V24H239ZM244 26H245V25H244ZM244 26H243V27H244ZM2 27H3V26H2ZM19 27H20V26H19ZM22 27H23V26H22ZM48 27H46V28H48ZM64 27H65V26H64ZM91 27H92V26H91ZM103 27H105V26H103ZM103 27H102V28H103ZM208 27H209V26H208ZM208 27H207V28H208ZM212 27H213V26H212ZM246 27H247V26H246ZM10 28H11V27H10ZM59 28H60V27L58 26V29H59ZM100 28H101V26H100ZM100 28L97 27V29H100ZM102 28H101V30H102ZM115 28H116V27H115ZM195 28H196V27H195ZM205 28H206V27H205ZM207 28H206V29H207ZM228 28H230V26H229ZM241 28H242V27H241ZM255 28H256V27H255ZM2 29H3V28H1V30H2ZM24 29H25V28H24ZM61 29H62V28H61ZM64 29H65V28H64ZM68 29H69V28H68ZM77 29H78V28H77ZM81 29H82V28H81ZM84 29H87V28L85 27ZM84 29H82V30L85 31ZM109 29H111V28H109ZM217 29H218V28H217ZM223 29H225V28L223 27ZM237 29H238V28H237ZM251 29H252V28H251ZM13 30H14V29H13ZM30 30H31V29H30ZM33 30H34V28H33ZM35 30H37V28H36ZM35 30H34V31H35ZM45 30H46V29H45ZM69 30H70V29H69ZM72 30H73V29H72ZM74 30H75V28H74ZM112 30H113V29H112ZM116 30H117V29H116ZM116 30H113V31H116ZM157 30H158V29H157ZM164 30H165V28H164ZM172 30H173V29H172ZM174 30H177V29L174 27ZM185 30H186V29H185ZM187 30H188V28H187ZM193 30H194V29H193ZM202 30H203V29H202ZM202 30H200V31H202ZM207 30H209V29H207ZM215 30H216V29H215ZM245 30H246V29H245ZM247 30L249 31V29H247ZM262 30H263V29H262ZM3 31H4V30H3ZM43 31H44V30H43ZM61 31H63V30H61ZM89 31H90V29H89ZM103 31H104V28H103L102 32H103ZM105 31H107V30H105ZM108 31H109V30H108ZM110 31H111V30H110ZM113 31H111L110 33H113ZM123 31H124V30H123ZM180 31H181V29H180ZM182 31H183V30H182ZM221 31H222V30H221ZM224 31H225V30H223V32H224ZM0 32H1V31H0ZM20 32H22V31L20 30L18 33H20ZM39 32H40V30H39ZM53 32H54V31H53ZM53 32H51V33H53ZM56 32H57V31H55V34H56ZM59 32H60V31H59ZM59 32H58V33H59ZM73 32H74V31H73ZM77 32L79 33V29L77 30ZM96 32H98V31H96ZM99 32H100V30H99ZM99 32H98V33H99ZM156 32H157V31H156ZM185 32H186V31H185ZM208 32H210V31H208ZM229 32H230V31H229ZM229 32H228V33H229ZM232 32H233V31H231V34H232ZM243 32H244V31H243ZM243 32L241 31L240 33L243 34ZM246 32H247V31H246ZM261 32H262V31H261ZM46 33H47V32H46ZM58 33H57L56 35L59 37V36H60V33H59V35H58ZM66 33H68V32H66ZM78 33H77V34H78ZM91 33H93V32H91ZM103 33H106V32H103ZM103 33L100 32V35L103 34ZM108 33H109V32H108ZM110 33H109V34H110ZM172 33H173V32H172ZM220 33H221V32H220ZM220 33H219V34H220ZM226 33H227V32H226ZM234 33H235V32H234ZM234 33H233V34H234ZM240 33H239V34H240ZM248 33L250 34L251 32H248ZM62 34H64V31H63ZM62 34H61V35H62ZM68 34H69V33H68ZM82 34H83V33H82ZM94 34H96V33L94 32ZM109 34H105V36H107V35L109 36ZM114 34H115V33H114ZM116 34H117V32H116ZM125 34H126V33H125ZM158 34H159V33H158ZM161 34H162V32H161ZM161 34H159V35L161 36ZM167 34H168V33H167ZM170 34H171V33H170ZM203 34L206 35L205 32H203ZM208 34H209V33H208ZM219 34H218V35H219ZM231 34H229V35H231ZM245 34H246V33H245ZM245 34H243L244 37L247 35V34H246V35H245ZM249 34L247 35L248 38H249ZM262 34H263V33H262ZM0 35H1V34H0ZM4 35H5V34H4ZM24 35H25V33H24ZM64 35L67 36L66 34H64ZM69 35H70V34H69ZM71 35H72V34H71ZM73 35L75 36L74 33H73ZM78 35H81V34H78ZM87 35H88V34H87ZM100 35H99V34H98V35H95V37L97 36V38H98ZM130 35H131V34H130ZM159 35H158V36H159ZM163 35H164V34H163ZM165 35H166V34H165ZM191 35H192V34H191ZM191 35H190V36H191ZM193 35H194V34H193ZM222 35L224 36L225 33H221V35H219V36L223 37ZM229 35H227V36L229 37ZM235 35L237 36V32L235 33ZM240 35H241V34H240ZM240 35H239V36H240ZM252 35H253V34H252ZM14 36H15V35H14ZM42 36H43V35H42ZM51 36H52V34H51ZM57 36L54 35L53 38L56 37L55 39L57 40ZM65 36H64V37H65ZM83 36H86V35H83ZM103 36H104V35H103ZM108 36H107V37H108ZM116 36H117V35H116ZM126 36H127V35H126ZM126 36H125V37H126ZM160 36H159V38H160ZM190 36L188 35V39H189ZM200 36H201V34H200ZM210 36L212 37V35H208V37H210ZM214 36H216V35H214ZM219 36H218V37H219ZM227 36H226V38H227ZM236 36H235L234 38H235V41H236V39H237L236 42H238V37H236ZM10 37H11V36H9V38H10ZM15 37H16V36H15ZM71 37H72V36H71ZM75 37H76V36H75ZM78 37H79V36H78ZM89 37H90V36H89ZM92 37H93V36H91V38H92ZM100 37H101V36H100ZM161 37H162V36H161ZM163 37H165V36H163ZM185 37H186V36H185ZM201 37H202V36H201ZM208 37H207V38H208ZM31 38H32V37H31ZM49 38H50V37H49ZM62 38H63V37H62ZM109 38L113 40V38H111V37H108V40H109ZM165 38H167V36H166ZM169 38H170V37L168 36V38H167V42H168V43H169V41H168ZM195 38H196V37H195ZM230 38L233 39V35H231ZM239 38H240V37H239ZM242 38H243V37H242ZM245 38H247V37H245ZM245 38H244V40L242 39V40H240V41H242V43H243V41H245ZM59 39H61V37H59ZM65 39H67V38L65 37V38H64V41H65ZM78 39L80 40V38H78ZM93 39H94V38H92V40H93ZM99 39H100V38H99ZM99 39H98V40H99ZM103 39H104V37H103ZM106 39H107V38H106ZM115 39H116V38H115ZM130 39H131V38H130ZM156 39H158V38L156 37ZM186 39H187V38H186ZM190 39H191V38H190ZM220 39H221V38H220ZM3 40H5V38L2 39V41H3ZM6 40H7V39H6ZM13 40H14V39H13ZM73 40H76V39L73 38ZM79 40H78V41H79ZM82 40H83V39H82ZM87 40H88V38H87ZM90 40H91V39L89 38V41H90ZM98 40H96V41H97L96 44H99V42H101V44H102V41H99V42H98ZM100 40H102V38H101ZM104 40H105V39H104ZM112 40H111V41H112ZM117 40H118V39H117ZM158 40H159V39H158ZM202 40H206V39H204V36H203ZM202 40H201V41H202ZM209 40H210V38L208 39V41H209ZM218 40H219V39H218ZM222 40H223V39H222ZM2 41H1V42H2ZM41 41H42V40H41ZM44 41H48V40H44ZM58 41H59V40H58ZM61 41H62V40H61ZM69 41H71V40L69 39ZM78 41L76 40L75 42H78ZM94 41H95V39H94ZM106 41H107V40H105V42H106ZM114 41H115L114 43H116V40H114ZM153 41H154V40H153ZM186 41H187V40H186ZM219 41H221V40H219ZM219 41H218V42H219ZM223 41H224V40H223ZM226 41L228 42V41H231V40H230L229 38H227ZM226 41H225V42H226ZM232 41H233V40H232ZM232 41H231V42H232ZM240 41H239V42H240ZM247 41H248V40H247ZM5 42H6V41H5ZM55 42H56V41H55ZM62 42H63V41H62ZM66 42H67V41H66ZM73 42H74V41H73ZM87 42H88V41H87ZM91 42H92V41H91ZM108 42H109V41H108ZM112 42H113V41H112ZM117 42H118V41H117ZM138 42H139V40H138ZM151 42H152V41H151ZM154 42H155V43H157V42L160 43L161 41L159 40V41H157V42H156V41H154ZM165 42H166V41H165ZM202 42L206 43V46H207V44H208L207 42H205V41H202ZM202 42H201V43H202ZM209 42H210V41H209ZM218 42H216V44H218ZM225 42H222V43L225 44ZM245 42H246V41H245ZM40 43H41V42H40ZM63 43H64V42H63ZM63 43H61V44H63ZM78 43H79V42H78ZM78 43H77V44H78ZM123 43H125V42H123ZM130 43L132 44L131 40H130ZM133 43H134V42H133ZM135 43H136V42H135ZM176 43H177V42H176ZM210 43H211L210 46H212V42H210ZM222 43L218 45V46L221 45V48H222V46H223ZM233 43H235V42H233ZM4 44H5V43H4ZM4 44H3V45H4ZM6 44H7V43H6ZM56 44H57V42H56L55 45H54L55 47H56ZM67 44H68V42H67ZM67 44L65 45V47L67 46ZM69 44H70V43H69ZM72 44H73V43H72ZM103 44H104V41H103ZM106 44H107V43H106ZM116 44H117V43H116ZM116 44H115V45H116ZM197 44H198V43H197ZM202 44H203V43H202ZM227 44H228V47L230 48L229 45H231V44H229V43H227ZM246 44H247V43H246ZM35 45H36V44H35ZM45 45H46V46H49L48 43H45ZM50 45H51V44H50ZM63 45H64V44H63ZM82 45H83V44H82ZM82 45L80 44V46H82ZM90 45H91V44H90ZM93 45H94V44H93ZM127 45H129V43H127ZM149 45H150V44H149ZM160 45H161V44H160ZM160 45L158 44V46H160ZM162 45H164V43H163ZM171 45H172V43H171ZM174 45H176V44L174 43ZM187 45H188V44H187ZM213 45H214V44H213ZM225 45H226V44H225ZM225 45H224V46H225ZM235 45H236V44H235ZM238 45L241 46V45H243V44H238ZM244 45H245V44H244ZM247 45L249 46V44H247ZM1 46H2V45H1ZM28 46H29V45H28ZM42 46H43V44H42ZM69 46H70V45H69ZM94 46H95V45H94ZM111 46H112V44H111ZM119 46H120V44H119ZM139 46H140V44H139ZM182 46H183V45H182ZM206 46H204V47L202 46V48L205 49ZM231 46H233V45H231ZM33 47H34V45L32 46V48H33ZM50 47L53 48V45H51ZM59 47H60V43H59ZM59 47H58V48H59ZM62 47H63V46H62ZM65 47H64V49H65ZM76 47H77V46H75V48H76ZM78 47H79V46H78ZM83 47H84V50H86L87 46H86V48H85V46H83ZM92 47H93V46H92ZM99 47H100V46H99ZM101 47H104V46L101 45ZM120 47H121V46H120ZM122 47H123V46H122ZM179 47H180V46H179ZM228 47H227V45H226L224 48L228 49ZM238 47H239V46H238ZM238 47H237V48H238ZM28 48H29V47H28ZM43 48H44V47H43ZM47 48H49V47H46V49H47ZM58 48H56L57 51H60V50H58ZM70 48H72V47H70ZM105 48H106V47H105ZM109 48H110V47H109ZM109 48H108V49H109ZM117 48H118V46H117ZM156 48H157V47H156ZM161 48H162V46H161ZM168 48H169V47H168ZM199 48H200V47H199ZM202 48H200V51L202 50ZM209 48H211V47H209ZM214 48H215V46H214ZM237 48H236V50H238ZM248 48H249V47H248ZM261 48H262V47H261ZM263 48H264V47H263ZM3 49H4V48H3ZM38 49H39V47H38ZM38 49H37V52H38ZM49 49H50V48H49ZM53 49H54V48H53ZM56 49H54V51H56ZM67 49H69V48H66V51H67ZM72 49H73V48H72ZM89 49H90V48H89ZM89 49H87V50H89ZM96 49H97V47H96ZM120 49H122V48H120ZM172 49H173V48H172ZM181 49H182V47H181ZM215 49H216V48H215ZM232 49H233V47H232L231 49H229V50H231V52H234ZM234 49H235V47H234ZM43 50H44V49H43ZM50 50H51V49H50ZM73 50H75V49H73ZM73 50L70 51V52H73ZM81 50H82L83 52H85L83 49H81ZM92 50H95V49H92ZM98 50H99V49H98ZM100 50H102V48H100ZM207 50H208V49H207ZM207 50H206V51H203V50H202V53H203V52H205V53H208V52L210 53V52H211V49H210V51H208V52H207ZM221 50H222V49H221ZM221 50L219 49V52H220ZM224 50H225V49H224ZM236 50H235V51H236ZM250 50H251V48H250ZM254 50H255V49H254ZM263 50H264V49L261 50L262 53H263ZM34 51H36V50H34ZM44 51H45V50H44ZM44 51H43V52H44ZM62 51H63V50H62ZM62 51H60V53H61ZM77 51L80 52L79 49H78ZM117 51H118V49H117ZM127 51H128V49H127ZM176 51H177V50H176ZM182 51H183V50H182ZM252 51H253V50H252ZM261 51H259V52H261ZM9 52H10V51H9ZM25 52H26V50H25ZM25 52H24V53H25ZM94 52H97V51H94ZM101 52H102V51H101ZM110 52L112 53L113 51H110ZM125 52H126V49H125ZM130 52H131V51H130ZM152 52H153V51H152ZM164 52H165V51H164ZM194 52H195V51H194ZM198 52H199V51H198ZM238 52H242V51L239 50ZM31 53H32V52H31ZM31 53H30V54H31ZM41 53H42V52H41ZM63 53H65V52H63ZM85 53H86V52H85ZM107 53H108V51H107ZM118 53H122V52H118ZM123 53H124V51H123ZM196 53H197V52H195L194 54H196ZM200 53H201V52H200ZM205 53H203V54H205ZM215 53H216V52H215ZM249 53H250V51H249ZM25 54H26V53H25ZM25 54H24V55H25ZM37 54H39V53H37ZM51 54H52V53H51ZM51 54H50V55H49V54H46V55H49L50 57H54L53 55L51 56ZM57 54H59V53H57ZM57 54H55V55H57ZM61 54H62V53H61ZM65 54H66V53H65ZM75 54H76V52H75ZM80 54L83 55V53H81V52H80ZM93 54H94V53H93ZM100 54H101V53H100ZM128 54H129V53H128ZM157 54H158V53H157ZM173 54H174V53H173ZM210 54H212V52H211ZM219 54H221V52H220ZM222 54H223V52H222ZM222 54H221V55H222ZM224 54H225V53H224ZM234 54H235V52H234ZM250 54H252V53H250ZM24 55H23V56H24ZM27 55H28V54H27ZM34 55H35V54H34ZM40 55H42V54H39L38 56H40ZM43 55H45V53H44ZM46 55H45V57H46ZM59 55H60V54H59ZM73 55H74V54H73ZM76 55H77V54H76ZM76 55H75V56H76ZM85 55H86V54H85ZM87 55H88V56L90 55V56L92 57L91 53H89V54H87ZM104 55H105V53L102 54L101 56L103 57ZM115 55H116V54H115ZM121 55H122L123 57H125V54H124V55L121 54ZM121 55H120V57H121ZM143 55H144V54H143ZM152 55H153V54H152ZM191 55H192V54H191ZM199 55H200V54H199ZM201 55H202V54H201ZM213 55H214V54H213ZM213 55H212V57H213ZM215 55H217V54H215ZM215 55H214V57L212 58V60L214 59V61L217 60V59H219V57H218V58L216 57L217 59H215ZM240 55H241V54H240ZM32 56H33V55H32ZM38 56H37V57H38ZM60 56H61V55H60ZM62 56H63V54H62ZM67 56H70V55L67 54ZM77 56H78V55H77ZM77 56H76V57H77ZM79 56H80V55H79ZM79 56H78V57H79ZM94 56L96 57V55H94ZM94 56H93V57H94ZM99 56H100V55H99ZM105 56H106V55H105ZM108 56L111 57L110 55H107V57H108ZM126 56H127V55H126ZM194 56H195V55H194ZM194 56L192 55L193 58H194ZM197 56H198V55H197ZM205 56H207V58H208V54H205ZM205 56L203 55L204 58H205ZM209 56H210V55H209ZM227 56H228V55H227ZM227 56H226V57L224 56V57L227 59ZM232 56L235 57V55H232ZM259 56H260V55H259ZM27 57H28V56H27ZM50 57H49V58H50ZM58 57H59V56H58ZM64 57H66V56L64 55ZM81 57H82V56H81ZM83 57H84V56H83ZM93 57H92V58H93ZM97 57H98V56H97ZM97 57H96V58H97ZM102 57H100V58L102 59ZM109 57H108V58L105 57V58H106L107 60H109ZM114 57H115V56H114ZM117 57H118V56H117ZM132 57H133V56H132ZM146 57H147V56H146ZM148 57H149V56H148ZM150 57H151V56H150ZM190 57H191V56H190ZM200 57H201V56H199V58H200ZM24 58H25V57H24ZM34 58L37 59L36 57H34ZM41 58H42V57H41ZM46 58H47V57H46ZM46 58H44V59H43V58H42V59L39 58L40 61H39V60H38V61L40 62V64H42V63L44 62L43 60H45ZM70 58H71V56H70ZM72 58H73V57H72ZM96 58H95V59H96ZM111 58L113 59V57H111ZM199 58H198V60H199ZM204 58H203V60H205ZM225 58H223V60H224ZM250 58H251V57H250ZM258 58H259V57H258ZM25 59H26V58H25ZM58 59L61 60V58H58ZM63 59H64V58H62V60H63ZM75 59H76V58H75ZM86 59H87V58H86ZM115 59H116V58H115ZM118 59H119V58H118ZM118 59H117V61H118ZM121 59H122V58H121ZM127 59H128V58H127ZM142 59H143V58H142ZM233 59H234V58H233ZM21 60H22V58H21ZM21 60H20V61H21ZM28 60H29V59H28ZM32 60H33V59H31V60L29 61L30 65H31V61H32ZM41 60H42V61H41ZM64 60H67V58H65ZM68 60H70V59H68ZM73 60H74V59H73ZM77 60H78V58H77ZM90 60H91V59H90ZM103 60H104V57H103ZM128 60H129V59H128ZM133 60H135V58H133ZM181 60H182V59H181ZM203 60H202V64L205 62V61H203ZM219 60H220V59H219ZM20 61H19V62L17 61V63H18V64H19V63H20V64H23L24 60H23L22 63H21ZM38 61H37V62H38ZM45 61H46V60H45ZM54 61H55L54 63H56L57 59H55ZM70 61H71V60H70ZM70 61H67L68 64H70V65H68L69 69H70L71 67H74V70H75V66H73V65L71 66V63H72V62L70 63ZM74 61H75V60H74ZM86 61H87V60H86ZM86 61H85V64H86V65L84 64V66H86V67L89 69L90 67H88L89 65L87 66L88 63H87ZM88 61H89V60H88ZM94 61H96V60H94ZM126 61H127V60H126ZM135 61H136V60H135ZM163 61H164V60H163ZM187 61H188V60H187ZM194 61H195V58H194ZM200 61H201V60H199V61H197V62H200ZM10 62H12V61H10ZM25 62L27 63V59H26ZM41 62H42V63H41ZM48 62H49V59H48ZM48 62H47V64H48ZM64 62H65V64L67 65L66 61H64ZM89 62H90V61H89ZM91 62H92V61H91ZM96 62H98V61H96ZM96 62H94V64H95ZM103 62H104V64H105V61H103ZM106 62H107V61H106ZM112 62H114V61H111V63H112ZM127 62H128V61H127ZM131 62H132V61H131ZM178 62H179V61H178ZM178 62H177V63H178ZM191 62H192V61H191ZM207 62H208V61H207ZM207 62H206V63H207ZM219 62L221 63V61H219ZM225 62L227 63V61H225ZM225 62H224V64H225ZM7 63H8V62H7ZM33 63H34V62H33ZM54 63H53V64H54ZM57 63H58V62H57ZM59 63L61 64L62 62L59 61ZM108 63H110V62L108 61ZM145 63L148 64L149 62H145ZM161 63H162V62H161ZM171 63H172V61H171ZM189 63H190V62H189ZM189 63H188V64H189ZM206 63H205V64H206ZM213 63L215 64L216 61L213 62ZM252 63H253V62H252ZM20 64H19V65H20ZM35 64H36V63H35ZM44 64H45V63H44ZM49 64H50V63H49ZM49 64H48V65H49ZM65 64H64V66H65ZM73 64H74V65H77V64H75V62H73ZM89 64H91V63H89ZM104 64H103V65H104ZM106 64H107V63H106ZM114 64H115V63H114ZM114 64H113V65H114ZM124 64H125V63H124ZM127 64H128V63H126V65H127ZM188 64H187V65H188ZM198 64H199V63H198ZM228 64L231 65L230 63H228ZM239 64H240V63H239ZM15 65H16V62H15ZM92 65H93V64H91V66H92ZM100 65H101V64H100ZM100 65L97 64L98 67H99ZM119 65H120V64H119ZM119 65H118V67H119ZM131 65H132V64H131ZM161 65H162V64H161ZM200 65H201V64H200ZM206 65H207V64H206ZM211 65H212V63H211ZM217 65H218V64H217ZM222 65H223V64H222ZM46 66H47V65H46ZM46 66L42 65L41 68L46 67ZM51 66H52V64H51ZM51 66H50V67H51ZM53 66H54V65H53ZM58 66H59V65H57L56 67H58ZM78 66H80V65H78ZM78 66H77V67H78ZM93 66H95V67L97 68L96 65H93ZM105 66H106V65H105ZM108 66H109V65H108ZM194 66H195V65H194ZM194 66H193V67H194ZM209 66H210V65H209ZM209 66H208V67H209ZM213 66H214V65H213ZM225 66H226V65H225ZM227 66H228V65H227ZM246 66H247V65H246ZM37 67H39V66L37 65ZM86 67H85V69H84L83 66H82L83 70H86V69H87ZM109 67H111V66H109ZM176 67H177V66H176ZM201 67H202V65H201ZM201 67H200V68H201ZM211 67H212V66H211ZM214 67H216V66H214ZM218 67H220V66H218ZM221 67H222V66H221ZM2 68H4V67H2ZM16 68H17V66H16ZM26 68H27V66H26ZM30 68H31V67H29V69H30ZM46 68H47V67H46ZM48 68H49V67H48ZM48 68H47V69H48ZM51 68H52V67H51ZM51 68H49V70H50ZM58 68H59V67H58ZM61 68L63 69L64 67H61ZM65 68H66L65 71H67V66H65ZM65 68H64V69H65ZM92 68H93V67H92ZM92 68H91V69H92ZM124 68H125V67H124ZM142 68H143V67H142ZM146 68L148 69L149 67H146ZM184 68H185V67H184ZM184 68H183V69H184ZM223 68H224V67H223ZM223 68H222V69H223ZM225 68H226V67H225ZM19 69H20V68H19ZM22 69H25V68H22ZM35 69H36L37 71L40 70V69H37V68H35ZM35 69H34V70H35ZM44 69H45V68H43V71H44ZM47 69H46V71L49 72ZM52 69H53V68H52ZM54 69H55V71H56V68H54ZM72 69H73V68H72ZM79 69H81V68L79 67ZM91 69H90V70H91ZM104 69H105V68H104ZM106 69H107V68H106ZM106 69H105V70H106ZM208 69H209V68H208ZM215 69H216V68H215ZM228 69H229V68H228ZM3 70H4V69H3ZM25 70H26V69H25ZM27 70H28V69H27ZM30 70H31V69H30ZM77 70H78V69H77ZM77 70H75V72H78V73H79V71H77ZM81 70H82V69H81ZM81 70H80V71H81ZM95 70L97 71V69H95ZM95 70L90 71V73H91V72L94 73ZM98 70H99V68H98ZM148 70H149V69H148ZM167 70H168V69H167ZM172 70H173V69H172ZM184 70H185V69H184ZM188 70H189V69H188ZM216 70H217V69H216ZM263 70H264V69H263ZM28 71H29V70H28ZM69 71H70V70H69ZM86 71H88V70H86ZM224 71H225V70H224ZM259 71H260V70H259ZM18 72H19V71H18ZM35 72H36V71H35ZM35 72H33V73H35ZM40 72H41V70H40ZM40 72H38V73L40 74ZM47 72H46V73H47ZM52 72H54V71L52 70ZM59 72H60V71H59ZM59 72H58V74H59ZM88 72H89V71H88ZM98 72H99V71H98ZM106 72H108V69H107ZM106 72H105V73H106ZM139 72H140V70H139ZM210 72H211V71H210ZM214 72H215V71H214ZM22 73H23V72H22ZM22 73H20V74H22ZM26 73H27V71H26ZM33 73H31V74H33ZM38 73H37V75H38ZM46 73H45V74H46ZM61 73H62V71H61ZM68 73H69V72H68ZM95 73H96V72H95ZM108 73H109V72H108ZM200 73H201V72H200ZM202 73H203V72H202ZM20 74H19V75H20ZM27 74H29V73H27ZM35 74H36V73H35ZM35 74H34V76H33V80L36 79V78H34V77H35ZM45 74H44V76H45ZM85 74H86V73H85ZM97 74H99L100 76H101V75L104 76V73H103V74L97 73ZM204 74H205V73H204ZM211 74H212V73H211ZM218 74H219V73H218ZM232 74H233V73H232ZM235 74H236V73H235ZM263 74H264V72H263ZM0 75H1V74H0ZM47 75H50V73H48ZM62 75H63V74H61V76H62ZM71 75H72V74H71ZM71 75H68V74H67V76H71ZM77 75H79V74H77ZM80 75H81V74H80ZM109 75H110V73H109ZM160 75H161V74H160ZM175 75H176V74H175ZM205 75H206V74H205ZM255 75H256V73H255ZM5 76H6V75H5ZM24 76H25V72H24ZM26 76H27L26 78H29L28 75H26ZM38 76H39V75H38ZM38 76H36V77H38ZM53 76H54V75H53ZM57 76H58V75H57ZM64 76H65V75H64ZM64 76H63V77H64ZM75 76H76V75H75ZM83 76H85V75L83 74ZM93 76L95 77V75H93ZM103 76H101V78H102ZM107 76H108V75H107ZM107 76H105V77L107 78ZM201 76L203 77L204 75L202 74ZM207 76H208V74H207ZM210 76L212 77L213 74H212V75H209V77H210ZM259 76H260V75H259ZM10 77H12V76H10ZM15 77H18V76H16V75L14 76V78H13V79H14V80H13L14 82H15ZM47 77H48V76H47ZM71 77H72V76H71ZM78 77H79V76H78ZM80 77H81V76H80ZM80 77H79V78H80ZM85 77H86V76H85ZM94 77L92 78V76H91V78H92L91 80H93ZM105 77H103V78L105 79ZM157 77H158V76H157ZM188 77H189V76H188ZM197 77H198V76H197ZM211 77H210V78H211ZM215 77H217V76L215 75ZM240 77H241V76H240ZM2 78H3V77H2ZM18 78H19V77H18ZM20 78H21V77H20ZM20 78H19V79H20ZM49 78L51 79V77H49ZM49 78L46 79V78L44 77V79H46V82H47V80H48ZM58 78H62V77H60V75H59ZM67 78H68V77H67ZM79 78H78V79H79ZM96 78H97V77H96ZM98 78H99V77H98ZM192 78H193V77H192ZM192 78H191V79H192ZM194 78H195V75H194ZM234 78H235V77H234ZM248 78H249V77H248ZM248 78H247V80H248ZM254 78H255V77H254ZM42 79H43V78H42ZM42 79H41V80H42ZM64 79H65V78H64ZM64 79H63V80H64ZM158 79H159V78H156V80H158ZM196 79H200V80H201V78H199V77L196 78ZM196 79H195V80H196ZM203 79H204V77H203ZM208 79H209V78H208ZM227 79H228V78H227ZM260 79H262V78H260ZM17 80H18V79H17ZM20 80H21V79H20ZM27 80H28V79H27ZM27 80H26V81H27ZM30 80H32V79H30ZM52 80H53V78H52ZM65 80L67 81V79H65ZM69 80H70V78H69ZM76 80H77V79H76ZM81 80H82V78L79 79V83H80ZM83 80H85V78H84ZM94 80H95V79H94ZM163 80H164V79H163ZM237 80H238V79H237ZM237 80H236V81H237ZM242 80H243V79H242ZM245 80H246V79H245ZM13 81H12V82H13ZM21 81H23V79H22ZM44 81H45V80H44ZM44 81H42V82H44ZM48 81H49V80H48ZM56 81H57V80H56ZM66 81H63L62 83L64 84ZM86 81H87V80H86ZM96 81H97V80H96ZM96 81H95V83H96ZM98 81H100V80H98ZM103 81H104V80H103ZM103 81H102V82H103ZM141 81H143V78H142V77H141V78H138L137 82H141ZM201 81H202V80H201ZM209 81H210L211 83L213 82V81L210 80V79L208 80V82H209ZM216 81H217V79H216ZM216 81H214V82H216ZM223 81H225V80L223 79ZM239 81H240V80H239ZM17 82H18V81H17ZM17 82H16V84H17ZM23 82H24V81H23ZM29 82H31V81H29ZM29 82H28V83H29ZM33 82H34V81H33ZM42 82H41V83H42ZM46 82H45V83H46ZM50 82H51V81H50ZM52 82H53V81H52ZM52 82H51V84H52ZM54 82H55V81H54ZM58 82H59V81H58ZM69 82H70V81H68V87L70 86ZM88 82H89V80H88ZM116 82H117V81H116ZM188 82H189V81H188ZM194 82H195V81H194ZM198 82H199V81H198ZM10 83H11V82H10ZM19 83H20V82H19ZM19 83H18V84H19ZM28 83H27V84H28ZM41 83H40V84H41ZM45 83H44V84H45ZM48 83H49V82H48ZM48 83H47V84H48ZM77 83H78V81H77ZM153 83H154V82H153ZM166 83H167V82H166ZM201 83H202V82H201ZM216 83H219V82H216ZM261 83H262V82H261ZM261 83H260V84H261ZM13 84H14V83H13ZM27 84H26V85H27ZM30 84H32V83H30ZM44 84H42V85L45 86L46 84H45V85H44ZM53 84H54V83H53ZM66 84H67V83H66ZM71 84H72V83H71ZM202 84H207V85H208L209 83H207V79H206V83L203 82ZM202 84H200V85H202ZM212 84H213V83H212ZM212 84H211V85H212ZM220 84H221V83H220ZM8 85H9V84H8ZM28 85H29V84H28ZM28 85H27V86H28ZM35 85H37V84L35 83ZM35 85H34V86H35ZM59 85H60V84H58V86H59ZM64 85H65V84H64ZM75 85H76V87H77V84H74L73 86H75ZM87 85H88V86H91V85H89V83H88ZM92 85H94V84H92ZM98 85H99V84H98ZM101 85H103V84H101ZM216 85H217V84H216ZM236 85H237V84H236ZM242 85H243V83H242ZM9 86H10V85H9ZM13 86H14V85H13ZM13 86H12V83H11V86H10V87H13ZM15 86H16V88H18L17 86H19V85H15ZM23 86H25V84H24ZM30 86H31V85H30ZM30 86H28V87H30ZM39 86H40V85H38V87H37L38 92H39V90H40V89H39ZM48 86L50 87L51 85L48 84ZM48 86H46V87L48 88ZM53 86L56 87V84L53 85ZM53 86H51V87H53ZM58 86H57V87H58ZM61 86H63V85L61 84ZM84 86H86V85H84ZM94 86H95V85H94ZM94 86H93V88H95ZM191 86H192V85H191ZM213 86H214V84H213ZM213 86H211V90L214 89ZM232 86H233V85H232ZM251 86H252V85H251ZM28 87H27L26 90H28ZM41 87H42V86H41ZM57 87H56V88H57ZM59 87H60V86H59ZM59 87H58V90L60 89ZM66 87H67V86L65 85V87H63V88H66ZM76 87H74V88H76ZM151 87H152V86H151ZM194 87H195V86H194ZM214 87H215V86H214ZM217 87H218V85H217ZM217 87H216V88H217ZM249 87H250V86H249ZM4 88H5V87H4ZM33 88H34V87H33ZM33 88H32V89H33ZM47 88L45 89V91H47ZM63 88H62V89H63ZM82 88H83V86H82ZM86 88H87V87H86ZM97 88H99V87H97ZM107 88H108V87H107ZM138 88H139V87H138ZM198 88H199V87H198ZM198 88H195L194 94H195V92L197 91ZM208 88H209V87H208ZM208 88H207V90H209ZM226 88H227V87H226ZM230 88H231V87H230ZM235 88H236V87H234V89H235ZM41 89H42V88H41ZM80 89H81V88H80ZM80 89H79V90H80ZM263 89H264V88H263ZM12 90H13V88H12ZM17 90H18V89H17ZM20 90H21V89H20ZM26 90H25V91H26ZM81 90H83V89H81ZM91 90H92V89H91ZM99 90H101V89H99ZM25 91H24V92H25ZM34 91H36V90H34ZM43 91H44V90L42 89V92H43ZM48 91L50 92V88H49ZM48 91H47V92H48ZM73 91H75V89H74ZM84 91L86 92L87 90H85V88H84ZM84 91H82V92H84ZM88 91H89V90H88ZM95 91H98V90L95 89ZM147 91H148V90H147ZM216 91H217V90H216ZM219 91H221V90H218V92H219ZM224 91H225V90H224ZM246 91H247V90H246ZM10 92H11V90H10ZM18 92H19V90H18ZM20 92H21V91H20ZM29 92H30V91H29ZM29 92H28V94H29ZM42 92H41V93H42ZM49 92H48V93H49ZM51 92H52V91H51ZM54 92H55V90H54ZM54 92H53V93H54ZM64 92H65V91H64ZM75 92H76V91H75ZM77 92H78V91H77ZM79 92H80V91H79ZM98 92H99V91H98ZM140 92H141V91H140ZM207 92L210 94V91H207ZM207 92H206V96L204 95L205 98L207 97ZM25 93H26V92H25ZM25 93H24V94H25ZM30 93H31V92H30ZM53 93H52V94H53ZM62 93H63V92H62ZM62 93H61V96L65 95V94L62 95ZM65 93H66V92H65ZM67 93H69V92L67 91ZM67 93H66V95H71L70 93H69V94H67ZM94 93H95V92H94ZM146 93H147V92H146ZM153 93H154V92H153ZM164 93H165V92H164ZM263 93H264V92H263ZM18 94H19V93H17V95H18ZM20 94H21V93H20ZM24 94H22L24 98L21 97L22 95H19L21 98H23V100L25 99L26 96H29V95H30V94L28 95V94L26 93V96H24ZM56 94H59V93H56ZM56 94L54 93V95H56ZM78 94H79V93H78ZM84 94H85V93H84ZM84 94H83V95H84ZM212 94H213V93H212ZM231 94H233V93H231ZM4 95H5V94L3 93V96H4ZM10 95H11V94H10ZM15 95H16V94H15ZM17 95H16V96H17ZM32 95L34 96V94H32ZM40 95H41V94H40ZM73 95H75V94L73 93ZM73 95H72V96H73ZM76 95H77V93H76ZM79 95H80V94H79ZM79 95H78V96H79ZM83 95H82V97H80V99L83 98ZM87 95H88V94H87ZM143 95H144V94H143ZM159 95H160V94H159ZM159 95H158V96H159ZM198 95H199V94H198ZM235 95H236V94H235ZM247 95H248V94H247ZM252 95H253V94H252ZM13 96H14V95H13ZM19 96H18V98H17L18 101H19ZM43 96H44V95H43ZM45 96H46V94H45ZM45 96H44V97H45ZM47 96H48V95H47ZM51 96H52V95H51ZM51 96H50V97H51ZM80 96H81V95H80ZM85 96H86V95H85ZM99 96H100V95H99ZM213 96H214V95H213ZM229 96H230V95H229ZM263 96H264V95H263ZM29 97L31 98V95H30ZM56 97H57V96H56ZM67 97H68V96H67ZM94 97H95V96H94ZM100 97H102V96H100ZM137 97L139 98V96H137ZM145 97H146V96H145ZM192 97H193V96H192ZM230 97H231V96H230ZM244 97H245V96H244ZM0 98H1V97H0ZM2 98H3V97H2ZM4 98H5V97H4ZM8 98H10V97H8ZM14 98H15V97H14ZM35 98H36V96H35ZM37 98H38V95H37ZM41 98H42V96H41ZM47 98H49V96H48ZM63 98H64V97H63ZM65 98H66V97H65ZM68 98H69V97H68ZM71 98H72V97H71ZM74 98H75V96H74ZM173 98H174V97H173ZM203 98H204V97H203ZM249 98H250V96H249ZM5 99H6V98H5ZM28 99H29V98H28ZM28 99H26V100H28ZM49 99H51V98H49ZM55 99H57V98H55ZM76 99H77V98H76ZM85 99H86V97H85ZM85 99H84V100H85ZM120 99H121V98H120ZM212 99H213V98H212ZM230 99H231V98H230ZM21 100H22V99H20V101H21ZM23 100H22V101H23ZM35 100H36V99H35ZM45 100H46V99H45ZM45 100H44V102L47 101V100H46V101H45ZM51 100H52V103H54V100H53V99H51ZM51 100H50V101H51ZM61 100H62V99H61ZM61 100H59V101H57V102L55 101V102H56V105H55V103H54V105H55V106L58 105L57 107L59 108V107H60L59 105H61ZM64 100H66V99H64ZM86 100H87V99H86ZM86 100H85V101H86ZM91 100H92V99H91ZM151 100H152V99H151ZM190 100H191V98H190ZM204 100H205V99H203L202 101L200 100V101H201V102H204ZM242 100H243V99H242ZM244 100L247 101L246 98H245ZM248 100H249V99H248ZM15 101H17V100H15ZM15 101H14V102H15ZM18 101H17V102H18ZM38 101H39V100H38ZM50 101H49V106L53 105V104H51ZM70 101H71V99H70ZM72 101H73V100H72ZM81 101H82V100H81ZM119 101H120V100H119ZM152 101H154V100H152ZM6 102H7V101H6ZM9 102H10V101H9ZM9 102H8L7 104H10ZM26 102H27V103H30L31 101L29 100V102H28V101H26ZM40 102H41V100H40ZM42 102H43V99H42ZM58 102H60V104H57ZM64 102H65V101H64ZM83 102H84V101H83ZM89 102H91V101H89ZM157 102H158V100H157ZM209 102H211V101H209ZM240 102H241V101H240ZM19 103H20V102H19ZM72 103L75 104L74 102H72ZM76 103H78V101H77ZM81 103H82V102H81ZM148 103L150 104V103H152V102H148ZM148 103H147V104H148ZM153 103H154V102H153ZM171 103H172V102H171ZM189 103H190V106H191L192 103H191L190 101H189ZM13 104H14V103H13ZM15 104H16V103H15ZM15 104H14V105H15ZM20 104H21V103H20ZM30 104H32V102H31ZM50 104H51V105H50ZM62 104H63V103H62ZM69 104H70V103H69ZM78 104H79V103H78ZM86 104H87V103H86ZM122 104H123V101L120 102V103H118V104H116V106H120V105H122ZM149 104H148V105H149ZM194 104H195V103H194ZM196 104H197V102H196ZM203 104L205 105V103H203ZM263 104H264V103H263ZM17 105H18V104H17ZM21 105L24 106V103H22ZM21 105H20V106H21ZM32 105L34 106V105H36V104L33 103ZM42 105H43V104H42ZM44 105H45V104H44ZM54 105H53V106H54ZM82 105H85V104L82 103ZM82 105H81V106H82ZM90 105H91V104H90ZM192 105H193V104H192ZM201 105H202V104H201ZM245 105H246V104H245ZM257 105H258V104H257ZM15 106H16V105H15ZM23 106H22V107H23ZM27 106H28V105H27ZM33 106H32V107H33ZM49 106H47V104H46V108L49 107ZM55 106H54V107H55ZM73 106H74V105H73ZM86 106H87V105H85V108H86ZM91 106H92V105H91ZM116 106H115V107H116ZM151 106H152V105H151ZM154 106H155V104H154ZM196 106H197V105H196ZM199 106H200V105H199ZM199 106H198V108H199ZM6 107H7V106H6ZM8 107H9V106H8ZM8 107H7V108H8ZM44 107H45V106H44ZM54 107H52V108L54 109ZM82 107H83V106H82ZM82 107H81V109H82ZM102 107H103V106H102ZM133 107H134V106H133ZM204 107H205V106H204ZM216 107H217V106H215V108H216ZM236 107H237V108H233V110H230V111H234L233 114H235V115L237 114V115H238V114L241 113V112H240L241 109H239L240 106H236ZM12 108H13V109H16V108H14V107H12ZM17 108H18V106H17ZM23 108H25V107H23ZM34 108H35V107H34ZM36 108H38L37 105H36ZM36 108H35V110H36ZM42 108H43V106H42ZM46 108H45V109H46ZM61 108H62V106H61ZM61 108H60L59 110H61ZM100 108H101V107H100ZM138 108H139V107H138ZM162 108H163V107H162ZM256 108H258V107H256ZM256 108H255V109H256ZM27 109H28V108H27ZM27 109H26V111H24L25 109H24L23 111H24V112H27ZM30 109H31V106H30L29 110H30ZM190 109H193V108H190ZM195 109H196V108H195ZM201 109H203V108H201ZM204 109H206V108H204ZM204 109H203V110H204ZM258 109H259V108H258ZM8 110H9V108H8ZM17 110L20 112V109H19V108H18ZM21 110H22V109H21ZM37 110H39V109H37ZM37 110H36V111H37ZM40 110H41V109H40ZM40 110H39V112H41ZM47 110H49V108H48ZM55 110H56V108H55ZM59 110H58L57 112H59ZM188 110H189V109H188ZM196 110H197V109H196ZM199 110H200V108H199ZM206 110H207V109H206ZM10 111H12V109H11ZM13 111H16V110H13ZM31 111H33V109H32ZM42 111H43V110H42ZM44 111H45V110H44ZM44 111H43V112H44ZM53 111H54V110H53ZM73 111H74V110H73ZM89 111H90V110H89ZM89 111H88V112H89ZM263 111H264V109H263ZM19 112H18V113H19ZM21 112H22V111H21ZM33 112H34V111H33ZM46 112H47V111H46ZM55 112H56V111H55ZM66 112H67V111H65V114H66L65 116H67V113H66ZM75 112H76V111H75ZM78 112H79V111H77V113H78ZM83 112H84V111H83ZM88 112H87V113H88ZM104 112H105V111H104ZM104 112H103V114H104ZM156 112H157V111H156ZM165 112H166V111H165ZM188 112H189V111H188ZM188 112H187V113H188ZM195 112H196V111H195ZM198 112H199V111H198ZM202 112H203V111H202ZM1 113H2V112H1ZM28 113H30V112H28ZM41 113H42V112H41ZM44 113H45V112H44ZM69 113H70V115H71L72 112H69ZM69 113H68V115H69ZM85 113H86V112H85ZM89 113H90V112H89ZM99 113H100V112H99ZM99 113H97L98 116H100V114H101V113H100V114H99ZM161 113H162V112H161ZM213 113L216 115L215 118H214V119H215V122H216V120L218 119L217 117H220V118L217 120V126L211 128V129H217V127H219V128H220V127H223V125H224V124L228 121V119H229L226 115H224V114L226 113V110H225V109L217 108V109H214V110H213ZM258 113H259V112H258ZM26 114H27V113H26ZM30 114H31V113H30ZM36 114H37V113H35V115H36ZM54 114H55V113H54ZM81 114H82V113H80V115H79V116H81L80 118H82V116H83V115H81ZM83 114H84V113H83ZM93 114H94V113H93ZM103 114H101V115H103ZM5 115H6V114H5ZM7 115H8V114H7ZM11 115H12V114H11ZM45 115H47V114H45ZM60 115H61V114H60ZM63 115H64V114H63ZM73 115H75V117H76L77 114H73ZM73 115L70 116V117L73 118V117H74ZM88 115H89V114H88ZM88 115H86V116L84 117V120H85V118H86ZM114 115H115V114H114ZM143 115H144V114H143ZM151 115H152V114H151ZM151 115L149 114L150 117H151ZM154 115H155V114H154ZM188 115H189V114H188ZM188 115H187V117H188ZM192 115H193V114H192ZM223 115H224V116H223ZM237 115H236V116H237ZM3 116H4V114H3ZM12 116H13V115H12ZM24 116H25V115H24ZM37 116H38V114H37ZM37 116H36V117H37ZM42 116H43V115H41L39 118H41ZM48 116H50V115H48ZM53 116H54V115H53ZM65 116H64V117H65ZM145 116H146V115H145ZM149 116H148L147 118H149ZM155 116H156V115H155ZM190 116H191V115H190ZM197 116H198V115H197ZM197 116H196V117H197ZM239 116H240V115H239ZM261 116H262V115H261ZM5 117H6V116H5ZM5 117H4V119H5ZM10 117H11V116H9V119L12 118V117H11V118H10ZM13 117H14V116H13ZM26 117H27V116H26ZM54 117H55V116H54ZM70 117H69V118H70ZM91 117H93V116H91ZM187 117L184 118V119L187 120ZM196 117H195V119H196ZM17 118H18V117L16 116V120H17L16 122H18V121H19L18 119H21L22 117H21V118L19 117L18 119H17ZM32 118H33V117H32ZM45 118H48V117L45 116ZM51 118H52V116H51ZM78 118H79V117H78ZM78 118H77V120H78ZM151 118H152V117H151ZM151 118H150V119H151ZM193 118H194V117H193ZM9 119H8V121H9ZM14 119H15V118H13V120H14ZM22 119H23V118H22ZM25 119H26V118H25ZM27 119H28V118H27ZM37 119H38V118H37ZM42 119H44V118H42ZM54 119H55V118H54ZM56 119H58V117H57ZM66 119L68 120V118H66ZM88 119H90L89 116H88ZM94 119H95V121H96L98 118L94 117ZM261 119H262V120H261ZM261 119H256V120H253V119H252V120H253L252 123H253L254 125L257 124V123H261V122H263V119H264V118H261ZM33 120H34V119H33ZM33 120H32V122L35 123L36 127L39 126V125H37V123H36L37 121L34 122ZM35 120H36V119H35ZM58 120H59V119H58ZM71 120H75V119H71ZM152 120H153V119H152ZM212 120H213V119H212ZM0 121H1V115H0ZM14 121H15V120H14ZM23 121H24V120H23ZM25 121H26V120H25ZM40 121H41V120H39V122H40ZM53 121H54V120H53ZM56 121H57V120H56ZM61 121H62V119H61ZM63 121H64V119H63ZM69 121H70V120H69ZM91 121L94 122L93 120H91ZM91 121H90V122H91ZM137 121H138V120H137ZM153 121H154V120H153ZM194 121H195V120H194ZM10 122H11V120H10ZM16 122H15V123H16ZM32 122H31V123H32ZM44 122H46V121H44ZM48 122H50V121H47V123H48ZM51 122H52V121H51ZM64 122H66V120H65ZM67 122H68V121H67ZM73 122H75V121H73ZM92 122H91V124H92ZM96 122H98V121H96ZM96 122H95V123H96ZM128 122H129V121H128ZM203 122H204V121H203ZM4 123H5V122H4ZM18 123H19V122H18ZM18 123H17V124H18ZM53 123H54V122H52V124H53ZM69 123H70V122H69ZM78 123H79V122H78ZM78 123H77V125H78ZM95 123H94V125H95ZM99 123H100V122H99ZM99 123H98V124H99ZM184 123H186V121H185ZM184 123H183V124H184ZM2 124H3V123H1V125H2ZM6 124H8V123L6 122ZM12 124H13V122H12ZM17 124H15V126H17ZM21 124H22V123H21ZM25 124H26V123H25ZM38 124H39V123H38ZM40 124H41V123H40ZM45 124H46V123H45ZM48 124H51V123H48ZM52 124H51V125H52ZM65 124H66V123H65ZM81 124H82V123H81ZM81 124H80V125H81ZM91 124H90V125H91ZM108 124H109V123H108ZM187 124H188V123H187ZM231 124H232V123H231ZM238 124H240V123L238 122ZM1 125H0V126H1ZM22 125H23V124H22ZM26 125H27V124H26ZM28 125H29V124H28ZM28 125H27V126H28ZM30 125H33V124H30ZM42 125H44V124H42ZM53 125H54V124H53ZM75 125H76V124H75ZM92 125H93V124H92ZM240 125H241V124H240ZM240 125H239V126H240ZM9 126H10V125H9ZM27 126H26V127H27ZM44 126H46V125H44ZM82 126H83V124H82ZM86 126H88V125H86ZM86 126H85V127H86ZM144 126H145V125H144ZM188 126H189V125H188ZM245 126H246V125H245ZM19 127H21V126H19ZM33 127H34V126H33ZM33 127H32V129H31V127H30V129H29L28 131L26 130V132H28V133L31 132V131L33 130ZM48 127H50V129H51L53 126H52V127H51V126H48ZM65 127H67V126H65ZM68 127H69V126H68ZM71 127H72V125H71ZM90 127H91V126H90ZM1 128H2V127H1ZM1 128H0V129H1ZM8 128H11V127H8V126H7V129H8ZM22 128H23V127H22ZM44 128H47V127H44ZM44 128H43V129H44ZM56 128H58V127H56ZM76 128H77V126H76ZM82 128H83V130H84V127H82ZM87 128H88V127H87ZM147 128H148V127H147ZM197 128H198V127L194 128V130L197 129ZM236 128H237V127H236ZM5 129H6V128H5ZM12 129H13V128H12ZM27 129H28V128H27ZM43 129H42V131H43ZM59 129H60V127L58 128V130H59ZM90 129H91V128H90ZM92 129H93V128H92ZM115 129H116V127H115ZM150 129H151V128H150ZM150 129H149V130H150ZM189 129H190V128H189ZM198 129H199V128H198ZM198 129H197V130H198ZM222 129H223V128H222ZM224 129H225V128H224ZM237 129H239V128H237ZM10 130H11V129H9V131H10ZM14 130H15V129H14ZM14 130H12V131H14ZM16 130H17V129H16ZM30 130H31V131H30ZM58 130H57V131H58ZM81 130H82V129H81ZM81 130H80V132H81ZM86 130H87V129H86ZM219 130H220V129H219ZM225 130H226V129H225ZM12 131H11V132H12ZM38 131H40V128L38 129ZM50 131L52 132V130H50ZM50 131H48V132L50 133ZM54 131H55V130H54ZM109 131H110V130H109ZM138 131H140V130H138ZM143 131H145V130H143ZM146 131H147V130H146ZM146 131H145V133H146ZM183 131H184V130H183ZM198 131H199V130H198ZM198 131H197V132H198ZM200 131H202V130H200ZM215 131H216V130H215ZM227 131H228V130H227ZM235 131H236V130H235ZM6 132H7V131H6ZM15 132H16V131H14L13 134H14ZM35 132H36V131H35ZM44 132H45V131H43V133H44ZM60 132H61V131H60ZM80 132H79V133H80ZM184 132H186V131H184ZM216 132H217V131H216ZM216 132H215V133H216ZM247 132H248V130H247ZM0 133H1V132H0ZM9 133H10V132H8L7 134L10 136L11 134H9ZM16 133L18 134V130H17ZM28 133H27V134H28ZM36 133H37V132H36ZM43 133H42V134H43ZM52 133H53V132H52ZM69 133H70V132H69ZM81 133H82V132H81ZM97 133H98V132H97ZM137 133H138V132H137ZM141 133H142V132H141ZM147 133H148V132H147ZM186 133H187V132H186ZM198 133H199V132H198ZM218 133H219V132H218ZM218 133H217V134H218ZM220 133H221V132H220ZM244 133H245V135H246V132H245V131H244ZM4 134H5V131H4ZM7 134H6V135H7ZM20 134H22V133H19L18 135H20ZM39 134H40V133H39ZM53 134H54V133H53ZM56 134H57V133H56ZM70 134H72V133H70ZM100 134H101V133H100ZM238 134H239V133H238ZM248 134H249V133H248ZM18 135H17V138L19 137ZM23 135H24V134H23ZM33 135H34V134H33ZM33 135H32V138L35 139V138H34L35 136H33ZM40 135H41V134H40ZM40 135H39V136H40ZM81 135H82V134H81ZM85 135H86V134H85ZM140 135H141V134H140ZM182 135H183V134H182ZM191 135H192V133H191ZM195 135H196V134H195ZM12 136H13V135H12ZM15 136H16V134H15ZM20 136H21V135H20ZM24 136H25V135H24ZM37 136H38V134H37ZM50 136H51V135H49V138H50ZM52 136H53V135H52ZM64 136H65V135H64ZM141 136H142V135H141ZM144 136H145V134H144ZM186 136H187V135H186ZM21 137L23 138V136H21ZM30 137H31V136H27V138H30ZM45 137H46V135H45ZM59 137H60V136H59ZM77 137H78V136H77ZM95 137H96V136H95ZM180 137H181V136H179V138H180ZM189 137H190V135H188V138H189ZM227 137H228V136H227ZM38 138H40V137H38ZM42 138H43V136H42ZM46 138H47V137H46ZM67 138H68V137H67ZM73 138H74V137H73ZM83 138H84V137H83ZM92 138H93V137H92ZM125 138H126V137H125ZM5 139H6V138H5ZM5 139H4V137H3V140H5ZM30 139H31V138H30ZM56 139H58V138H56ZM249 139H250V138H249ZM259 139H260V138H259ZM7 140H8V139H7ZM7 140H6V141H7ZM10 140L12 141L13 139H10ZM20 140H21V139H20ZM22 140H23V139H22ZM22 140H21V141H22ZM45 140H46V139H45ZM48 140H49V139H48ZM183 140H184V137H183ZM189 140H192V139H189ZM13 141H15V140H13ZM26 141H27V140H26ZM29 141H30V140H29ZM39 141H40V140H39ZM39 141H36V142H39ZM43 141H44V140H43ZM52 141H53V137H52ZM52 141L50 140V141H48V142H52ZM54 141H55V140H54ZM54 141L52 142L53 144H54ZM56 141L58 142L59 140H56ZM79 141H80V139H79ZM256 141H257V140H256ZM1 142H2V141H1ZM8 142H9V141H8ZM41 142H42V141H41ZM60 142H61V141H60ZM89 142H90V141H89ZM89 142H88V143H89ZM177 142H178V141H177ZM177 142H176V143H177ZM179 142H180V141H179ZM182 142L184 143L185 140L182 141ZM182 142H181V143H182ZM187 142H188V141H187ZM192 142H194V141L192 140ZM195 142H196V141H195ZM195 142H194V143H195ZM251 142H252V141H251ZM257 142H258V141H257ZM9 143H10V142H9ZM9 143H8V144H9ZM13 143H14V142H13ZM15 143H18V142H15ZM33 143H35V142H33ZM33 143H32V144H33ZM42 143H43V142H42ZM44 143H46V142L44 141ZM52 143H51V145H52ZM176 143H175V144H176ZM181 143H179V146H180V147H181V146L185 147V145H180ZM183 143H182V144H183ZM18 144H19V145H20V144L22 145L23 142H22V143H18ZM36 144L38 145V143H36ZM84 144H85V143H84ZM253 144H254V143H253ZM259 144H260V143H259ZM0 145H1V144H0ZM11 145H13V144L11 143V144L9 145L10 148H11ZM25 145H26V144H25ZM43 145H44V144H43ZM45 145H46V144H45ZM192 145H193V144H192ZM261 145H262V144H261ZM3 146H5V145H2V147H3ZM35 146H36V145L34 144V148H37V147H35ZM38 146H39V147H42V146H40V144H39ZM54 146H55V145H54ZM156 146H157V145H156ZM177 146H178V145H177ZM179 146H178V147H179ZM9 147H8V148H9ZM15 147H16V146H15ZM30 147H31L30 149L33 148V146H32L31 144H30ZM47 147H48V149H49V146H48V145H47ZM108 147H109V146H108ZM108 147H107V149H108ZM123 147H124V146H123ZM187 147H188V146H187ZM0 148H1V147H0ZM13 148H14V146H13ZM13 148H12V149H13ZM21 148H22V146H21ZM25 148H26V147H25ZM27 148H28V147H27ZM43 148H45V147H43ZM43 148H42V149H43ZM173 148H174L175 151H176V149H178L177 147H175V145H174ZM175 148H176V149H175ZM188 148H189V147H188ZM188 148H187V149H188ZM258 148H259V147H258ZM12 149H11V150H12ZM42 149H41V151H42ZM46 149H47V148H46ZM69 149H70V148H69ZM0 150H1V149H0ZM2 150H3V149H2ZM5 150H6V149H5ZM28 150H29V149H28ZM37 150H39V149H37ZM70 150H71V149H70ZM81 150H82V149H81ZM109 150H110V149H109ZM7 151H8V150H7ZM9 151H10V150H9ZM21 151H22V150H21ZM32 151H33V150H32ZM39 151H40V150H39ZM44 151H45V150H44ZM51 151H52V149H51ZM73 151H74V150H73ZM95 151H96V150H95ZM97 151H98V150H97ZM121 151H122V150H121ZM169 151H170V149H169ZM171 151H173V150H171ZM179 151H184V150H183V148H182V149L179 150ZM190 151H191V150H190ZM10 152H13V151H10ZM26 152H28V151H26ZM66 152H67V150H66ZM1 153H3V151H2ZM19 153H20V152H19ZM24 153H25V152H24ZM24 153H23V154H24ZM37 153H38V151H37ZM43 153H44V152H43ZM45 153H46V152H45ZM50 153H51V152H49V155H50ZM74 153H75V151H74ZM87 153H88V152H87ZM101 153H102V152H101ZM103 153H104V152H103ZM181 153H183V152H181ZM181 153H180V154H181ZM9 154H10V153H9ZM11 154H12V153H11ZM23 154H22V155H23ZM25 154H26V153H25ZM71 154H72V153H71ZM22 155H21V156H22ZM80 155H81V152H80ZM87 155L90 157L89 154H87ZM153 155H154V153H153ZM169 155H170V153H169ZM174 155L177 156L178 153H177V155H176V154H174ZM181 155H182V154H181ZM15 156H16V155H15ZM45 156H46V155H45ZM64 156H65V154H64ZM70 156H71V155H70ZM81 156H82V155H81ZM81 156H79V157H81ZM85 156H86V154H85ZM151 156H152V155H151ZM171 156H172V155H171ZM11 157H12V156H11ZM17 157H18V156H17ZM40 157H41V156H40ZM46 157H48V156H46ZM54 157H55V156H53V158H54ZM86 157H87V156H86ZM86 157H84V158H86ZM181 157H183V156H181ZM205 157H207V156H205ZM3 158H5V157H3ZM7 158H10V157H7ZM38 158H39V156H38ZM53 158L51 157L50 159L43 160V161L39 162V164H38L39 166H37V167H41V166H43L45 163H48V161L51 160V159H53ZM72 158H73V157H72ZM106 158H107V157H106ZM175 158H176V157H175ZM195 158H196V157H195ZM18 159H19V158H18ZM55 159H56V157H55ZM62 159H63V158H62ZM62 159H61V160H62ZM82 159H83V158H82ZM82 159H81V160H82ZM88 159H89V158H88ZM95 159H96V157H95ZM158 159H159V157H158ZM168 159H169V158H168ZM170 159H172V157H171ZM170 159H169V161H170ZM173 159H174V158H173ZM20 160H21V159H20ZM81 160H80V162H81ZM2 161H3V160H2ZM4 161H5V159H4ZM9 161H11V160H9ZM22 161H23V160H22ZM22 161H21V162H22ZM72 161H73V160H72ZM144 161H145V160H144ZM153 161H154V160H153ZM172 161L175 163L174 160H172ZM179 161H180V160H179ZM250 161H251V160H250ZM5 162H6V161H5ZM18 162H20V161H18ZM49 162H50V161H49ZM61 162H63V160H62ZM69 162H70V161H69ZM73 162H74V161H73ZM88 162H90V160H89ZM88 162H87V164H88ZM98 162H99V161H97V164H99ZM142 162H143V161H142ZM145 162H146V161H145ZM161 162H162V161H161ZM0 163H2V162H0ZM9 163H10V162H9ZM11 163H12V161H11ZM27 163H28V162H27ZM63 163H64V162H63ZM83 163H84V162H83ZM153 163H154V162H152V164H153ZM184 163H185V162H184ZM2 164H4V162H3ZM68 164H69V163H68ZM73 164H74V163H73ZM84 164H86V163H84ZM87 164H86V166H88ZM103 164H104V163H103ZM148 164H149V163H148ZM152 164H149V165H151V166L154 167V165H152ZM155 164H156V163H155ZM169 164H171V163L169 162ZM229 164H230V163H229ZM4 165H5V164H4ZM18 165H19V164H18ZM23 165H24V164H23ZM23 165H22L21 167H23ZM50 165H51V164H50ZM112 165H113V164H112ZM175 165H177V164H175ZM184 165H185V164H184ZM189 165H190V164H189ZM0 166H2V165H0ZM5 166H7V164H6ZM69 166L71 167V165H69ZM72 166H73V165H72ZM78 166H79V165H78ZM78 166H77V167H78ZM83 166H84V165H83ZM86 166H85V168H87ZM91 166H92V165H91ZM122 166H125V165L122 164ZM126 166H127V165H126ZM126 166H125V167H126ZM132 166H133V165H132ZM168 166H169V165H168ZM179 166L181 167V162H180V165H179ZM186 166H187V165H186ZM252 166H253V165H252ZM24 167H25V165H24ZM67 167H68V165H67ZM67 167H65V170L68 171V169H66ZM77 167H76V169H77ZM110 167H111V166H110ZM115 167H116V166H115ZM115 167H114V168H115ZM125 167H124V168H125ZM127 167H128V166H127ZM166 167H167V166H166ZM172 167H174V164L172 165ZM172 167H171V168H172ZM180 167H178L177 169L179 170ZM182 167H183V166H182ZM187 167H189V166H187ZM0 168H1V167H0ZM8 168H10V167H8ZM18 168H20V167L18 166ZM62 168H63V167H62ZM78 168H80V167H78ZM85 168H84V169H85ZM141 168H142V167H141ZM151 168H152V167H151ZM183 168H184V167H183ZM196 168H197V166H196ZM199 168H200V167H199ZM258 168H259V167H258ZM10 169H11V168H10ZM71 169H72V167H71ZM80 169H83V168H80ZM118 169H120V168H118ZM118 169H117V170H118ZM133 169H134V168H133ZM193 169H195V168H193ZM204 169H205V168H204ZM49 170H51V169H49ZM72 170H73V169H72ZM74 170H75V169H74ZM78 170H79V169H78ZM100 170H101V169H100ZM114 170H115V169H114ZM127 170H128V168H127ZM139 170H140V169H139ZM144 170H145V167H144ZM148 170H149V167H148ZM170 170H171V169H170ZM173 170H174V169H173ZM180 170H181V173H182V171L185 170V169H180ZM191 170H192V169H190L189 171H191ZM259 170H260V168H259ZM17 171H18V170H17ZM52 171H53V170H52ZM62 171H64V170H62ZM81 171H82V170H81ZM166 171H167V169H166ZM175 171H176V170H175ZM186 171H187V170H186ZM242 171H243V170H242ZM11 172H13V171H11ZM53 172H55V171H53ZM79 172H80V171H79ZM118 172H119V171H118ZM170 172H171V171H170ZM183 172H184V171H183ZM191 172H192V171H191ZM13 173H14V172H13ZM55 173H57V172H55ZM64 173H65V171H64ZM66 173H67V172H66ZM68 173H69V172H68ZM75 173H76V172H75ZM120 173H122V172H120ZM171 173H173V171H172ZM174 173H175V172H174ZM174 173H173V174H174ZM176 173H178V172H176ZM181 173H178V174H181ZM237 173H238V172H237ZM57 174H58V173H57ZM59 174H60V173H59ZM61 174H62V173H61ZM178 174H177V175H178ZM188 174H189V173H188ZM1 175H2V174H1ZM1 175H0V176H1ZM5 175H6V174H5ZM7 175H8V174H7ZM18 175H19V174H18ZM76 175H77V174H76ZM85 175H86V174H85ZM91 175H93V174H91ZM139 175H140V174H139ZM168 175H169V174H168ZM181 175L183 176V174H181ZM235 175H236V174H235ZM10 176H11V175H10ZM10 176H9V177H10ZM63 176H64V177H65V176L68 177V175H66V174H65V175L62 174V177H63ZM154 176H155V175H154ZM162 176H163V175H162ZM170 176H171V177H174V176H176V175L172 176V174H171ZM182 176L179 175V177H182ZM202 176H203V175H202ZM50 177H51V176H50ZM73 177H75V176H73ZM114 177H115V176H114ZM123 177H124V176H123ZM145 177H146V176H145ZM69 178H70V177H69ZM76 178H77V177H76ZM126 178H127V177H126ZM126 178H125V179H126ZM141 178H143V177H141ZM174 178H175V177H174ZM176 178H177V176H176ZM223 178H224V177H223ZM262 178H263V176H262ZM9 179H10V178H9ZM80 179H81V178H80ZM86 179H88V177H86ZM122 179H123V178H122ZM138 179H139V178H138ZM138 179H136V180H138ZM191 179H192V178H191ZM52 180H53V179H52ZM83 180H84V179H83ZM140 180H141V179H140ZM167 180H168V178H167ZM188 180H189V179H188ZM53 181H54V180H53ZM57 181H58V180H57ZM77 181H78V179L76 180V182H77ZM133 181H134V180H133ZM141 181H142V180H141ZM143 181H144V180H143ZM161 181H162V180H161ZM169 181H170V180H169ZM177 181H178V180H177ZM182 181H184V179H182ZM254 181H257V180L254 179ZM72 182H73V181H72ZM80 182H81V181H80ZM87 182H88V181H87ZM95 182H96V181H95ZM122 182H123V181H122ZM166 182H167V181H166ZM174 182H175V181H174ZM29 183H30V182L28 181L27 184H29ZM54 183H55V182H53V184H54ZM56 183H57V182H56ZM74 183H75V182H74ZM88 183H89V182H88ZM132 183H133V182H132ZM132 183H131V184H132ZM134 183H135V182H134ZM134 183H133V185H134ZM137 183H139V182L137 181ZM258 183H259V182H258ZM72 184H73V183H72ZM76 184H77V183H76ZM81 184H82V183H81ZM142 184H143V182H142ZM170 184H171V182H170ZM195 184H196V183H195ZM259 184H260V183H259ZM51 185H52V183H51ZM57 185H59V184H57ZM139 185H140V184H138V186H139ZM144 185H145V184H144ZM160 185H161V184H160ZM167 185L169 186V183H168ZM180 185H181V184H180ZM192 185H193V182H189V184H186V183H185V184H183L181 187H179V188H175V190H177L178 192H185V191H187V190L189 189V187H191ZM0 186H1V185H0ZM25 186H26V185H25ZM82 186H83V184H82ZM86 186H87V185H86ZM98 186H99V184H98ZM135 186H136V185H135ZM168 186H167V187H168ZM259 186L261 187V185H259ZM14 187H15V186H14ZM29 187H30V185H29ZM51 187H54V186L52 185ZM60 187H61V186L59 185V189L62 188V187H61V188H60ZM130 187H132V186H130ZM143 187H144V186H143ZM151 187H152V186H151ZM163 187H164V186H163ZM165 187H166V186H165ZM165 187H164V188H165ZM170 187H171V186H170ZM260 187H259V188H260ZM15 188H17V187H15ZM15 188H14V189H15ZM124 188H125V187H124ZM132 188H133V187H132ZM134 188H135V187H134ZM134 188H133V189H134ZM139 188H140V187H139ZM164 188H163V189H164ZM200 188H201V187H200ZM52 189H53V188H52ZM54 189L57 190V189H58L57 186H56V188H54ZM127 189H128V188H126L125 190L127 191ZM136 189H137V191H138V190L140 191V189H138L137 187H136ZM136 189H135V190H136ZM160 189H162V188H160ZM165 189H166V188H165ZM236 189H237V188H236ZM261 189H262V188H261ZM26 190H27V189H26ZM26 190H25V191H26ZM63 190H64V189H63ZM63 190H62V191H63ZM129 190H130V189H129ZM129 190H128V191H129ZM192 190H193V189H192ZM262 190H263V189H262ZM19 191H20V194H21V190H19ZM25 191H24V193H25ZM31 191H32V190H31ZM53 191H54V190H53ZM64 191H65V190H64ZM69 191H70V190H69ZM130 191H131V190H130ZM139 191H138V192H139ZM160 191H161V190H160ZM164 191H165V190H164ZM14 192H15V191H14ZM22 192H23V191H22ZM42 192H43V190H42ZM46 192H47V191H46ZM57 192H58V191H57ZM59 192L62 193L61 190H59ZM59 192H58V193H59ZM71 192H72V191H71ZM143 192H144V191H143ZM173 192H174V190H173ZM187 192H188V191H187ZM27 193H29V192H27ZM32 193H33V191H32ZM44 193H45V191H44ZM44 193H42V194H44ZM55 193H56V192H55ZM68 193H69V192H68ZM72 193H73V192H72ZM133 193H134V192H133ZM141 193H142V192H141ZM149 193H150V192H149ZM160 193H161V195H162V192H160ZM211 193H212V192H211ZM242 193H243V192H242ZM256 193H257V192H256ZM259 193H260V190H259ZM0 194H1V192H0ZM15 194H17V195L19 196V194H18L17 192H16ZM15 194H14V195H15ZM25 194H26V193H25ZM25 194H24V195H25ZM47 194H48V193H47ZM62 194H63V193H62ZM73 194H74V193H73ZM126 194H127V193H126ZM129 194H130V193H129ZM187 194H188V193H187ZM192 194H193V191H192ZM5 195H6V194H5ZM30 195H31V194H30ZM55 195H56V194H55ZM58 195H59V194H58ZM58 195H57V197H58ZM63 195H64V194H63ZM104 195H105V194H104ZM121 195H122V192H121ZM131 195H133V194H131ZM164 195H165V194H164ZM164 195H163V196H164ZM180 195H181V194H180ZM237 195H238V194H237ZM257 195H258V193L256 194V197H257ZM6 196H7V195H6ZM27 196H28V195H27ZM27 196H26V197H27ZM59 196H60V195H59ZM68 196H69V194H68ZM118 196L120 197V194H119ZM129 196H130V195H129ZM192 196H193V195H192ZM259 196H260V195H258V197H259ZM3 197H4V196H3ZM16 197H17V196H16ZM44 197H45V195H44ZM48 197H49V196H48ZM114 197H116V196H114ZM119 197H118V199H120ZM121 197L124 198L123 196H121ZM164 197H165V199H166V196H164ZM164 197H163V198H164ZM172 197H173V196H172ZM208 197H209V196H208ZM212 197H213V196H212ZM227 197H228V196H227ZM13 198H14V197H13ZM17 198H18V197H17ZM22 198H23V197H22ZM24 198H25V197H24ZM29 198L31 199V197H29ZM53 198H54V196H53ZM60 198H61V197H60ZM75 198H76V197H75ZM87 198H88V197H87ZM87 198H85V199H87ZM109 198H110V197H109ZM116 198H117V197H116ZM116 198H115V200H116ZM125 198H126V197H125ZM180 198H181V197H180ZM189 198H190V197H189ZM210 198H211V197H210ZM210 198H209V199H210ZM76 199H77V198H76ZM110 199L113 200V198H110ZM207 199H208V198H207ZM233 199H234V198H233ZM2 200L4 201L5 199L2 198V199L0 200V201L3 203ZM7 200H8V199H7ZM14 200L16 201L17 199H14ZM35 200H36V199H35ZM35 200H34V201H35ZM51 200H52V199H51ZM57 200H58V199H57ZM81 200H82V198H81ZM123 200H125V199H123ZM148 200H149V199H148ZM183 200H184V199H183ZM183 200H182V201H183ZM187 200H188V199H187ZM201 200H202V199H201ZM205 200H206V199H204V203H205ZM15 201H14V202H15ZM18 201H20V200H18ZM29 201H30V200H29ZM29 201H28V202H29ZM36 201H38V200H36ZM41 201H42V198H41ZM49 201H50V200H49ZM54 201H55V200H54ZM75 201H76V200H75ZM77 201H78V200H77ZM109 201H110V200H109ZM135 201H136V200H135ZM168 201H169V200H168ZM180 201H181V199H180ZM206 201H207V200H206ZM211 201H213L212 198H211ZM218 201H219V197H218ZM218 201H217V202H218ZM260 201H261V200H260ZM4 202H6V201H4ZM38 202H39V201H38ZM38 202H36V203L38 204ZM78 202H80V201H78ZM129 202H130V201H129ZM138 202H140V201H138ZM142 202H143V201H142ZM190 202H191V201H190ZM209 202H210V200H209ZM74 203H75V202H74ZM115 203H116V202H115ZM118 203H119V202H118ZM120 203H122V202L120 201ZM126 203L128 204V201H127ZM151 203H153L152 200H151ZM167 203H168V202H167ZM169 203H170V202H169ZM195 203H196V202H195ZM215 203H216V202H215ZM3 204H4V203H3ZM6 204H7V203H6ZM6 204H5V205H6ZM32 204H33V203H32ZM47 204H48V203H47ZM47 204H46V205H47ZM78 204H79V203H78ZM131 204H132V203H131ZM164 204H165V203H164ZM213 204H214V203H213ZM220 204H221V203H220ZM5 205H4V206H5ZM30 205H31V204H30ZM120 205H122V204H120ZM120 205H118V206H120ZM134 205H135V204H134ZM165 205H166V204H165ZM205 205H206V203H205ZM210 205L212 206L211 203H210ZM2 206H3V205H2ZM72 206H73V204H72ZM128 206H129V205H128ZM132 206H133V205H132ZM148 206H149V205H148ZM216 206H217V204H216ZM216 206L214 205V207H216ZM28 207H29V206H28ZM162 207H163V206H162ZM165 207H166V206H165ZM175 207H176V206H175ZM175 207H174L173 209H175ZM214 207H213V208H214ZM238 207H239V206H238ZM3 208H7V207H3ZM45 208H46V206H45ZM117 208L119 209V207H117ZM122 208H123V206H122ZM128 208H129V207H128ZM134 208H135V207H134ZM148 208H149V207H148ZM151 208H153V207H151ZM166 208H167V207H166ZM181 208H182V207H181ZM181 208H180V209H181ZM239 208H240V207H239ZM84 209H85V208H84ZM120 209H121V208H120ZM159 209H160V208H159ZM159 209L157 208V210H159ZM163 209H164V208H163ZM163 209H162V210H163ZM204 209H205V208H204ZM149 210H150V209H149ZM166 210H167V209H166ZM50 211H51V210H50ZM53 211H55V208L53 209ZM53 211H52V212H53ZM147 211H148V210H147ZM150 211H151V210H150ZM179 211H180V210H179ZM203 211H204V210H203ZM212 211H213V209H212ZM215 211H216V210H215ZM215 211H214V215H216V214H215V213H216ZM3 212H4V211H3ZM47 212H48V211H47ZM56 212H57V209H56ZM61 212H62V211H61ZM74 212H76V211H74ZM74 212H73V213H74ZM133 212H134V211H133ZM151 212H152V211H151ZM155 212H156V210H155ZM161 212H162V211H161ZM163 212H164V211H163ZM174 212H175V211H174ZM177 212H178V210H177ZM184 212H185V211H184ZM210 212H211V211H210ZM218 212H219V211H218ZM43 213H44V212H43ZM49 213H50V212H49ZM71 213H72V211H71ZM77 213H78V212H77ZM144 213H145V212H144ZM157 213H159V211H158ZM205 213H206V212H205ZM207 213H208V212H207ZM32 214H34V213H32ZM37 214H38V213H37ZM47 214H48V213H47ZM52 214H53V213H52ZM54 214H55V213H54ZM54 214H53V215H54ZM148 214H150V213H148ZM148 214H147V215H148ZM179 214H180V213H179ZM179 214H178V215H179ZM218 214H219V213H218ZM45 215H46V213H45ZM53 215H52V216H53ZM81 215H82V214H81ZM113 215H114V214H113ZM145 215H146V213H145ZM150 215H153V214H150ZM161 215H163V214H161ZM203 215H204V214H203ZM219 215H220V214H219ZM259 215H260V214H259ZM48 216H49V215H48ZM71 216H72V215H71ZM154 216H155V215H154ZM154 216H153V217H154ZM175 216H176V214H175ZM204 216H205V215H204ZM228 216H230V215H228ZM5 217H6V216H5ZM41 217H42V216H41ZM45 217H46V218H49L50 216H49V217L45 216ZM45 217H44V219H45ZM66 217H67V216H66ZM69 217H70V216H69ZM77 217H78V216H77ZM145 217H146V216H145ZM156 217H157V215H156ZM195 217H197V216H195ZM202 217H203V216H202ZM206 217H207V216H206ZM209 217H210V216H209ZM211 217H212V216H211ZM216 217H219V216H216ZM242 217H243V216H242ZM242 217H240V218H242ZM30 218H31V217H30ZM35 218H36V217H34V219H35ZM53 218H54V220H57L59 217L57 218V215H56V218H57V219H56L55 217H53ZM67 218H68V217H67ZM70 218H71V217H70ZM70 218H68L67 220L69 221ZM73 218H74V217H73ZM128 218H130V217H128ZM176 218H177V216H176ZM203 218H204V217H203ZM214 218H215V217H214ZM59 219H60V220H63V219H61V218H59ZM136 219H137V218H136ZM146 219H147V218H146ZM152 219H153V218H152ZM198 219H199V218H198ZM206 219H207V218H206ZM217 219H219V218H217ZM217 219H214V220L211 219V220L215 221V220H217ZM221 219H222V218L220 217V221H222ZM230 219H231V218H230ZM7 220H9V219H7ZM29 220H30V219H29ZM31 220H32V219H31ZM47 220H48V219H47ZM65 220H66V219H65ZM121 220H122V218H121ZM144 220H145V219H144ZM150 220H151V219H150ZM160 220H161V219H160ZM240 220H242V221H240ZM240 220H239L238 222H243V218L240 219ZM245 220H247V219H245ZM35 221H37V220H35ZM44 221H46V220H44ZM48 221H49V220H48ZM52 221H53V220H52ZM63 221H64V220H63ZM63 221H62V223H63ZM145 221H146V220H145ZM145 221H144V222H145ZM195 221H196V220H195ZM207 221H209V224H211V223H210V222H211L210 220L207 219L206 222H207ZM218 221H219V220H218ZM220 221H219V222H220ZM14 222H15V221H14ZM21 222H23V221H21ZM40 222H41V220L39 221V224H40ZM46 222H47V221H46ZM66 222H67V221H66ZM70 222H73V221L70 220ZM94 222H95V221H94ZM110 222H111V221H110ZM110 222H109V223H110ZM123 222H124V220H123ZM147 222H148V220H147ZM151 222H152V221H151ZM166 222H167V221H166ZM204 222H205V221H204ZM204 222H203V223H204ZM206 222H205V223H206ZM238 222H237V220H236V224H239ZM0 223H1V222H0ZM42 223H43V222H42ZM42 223H41V224H42ZM55 223H56V222H55ZM75 223H76V222H75ZM79 223H80V222H79ZM125 223H126V222H125ZM125 223H123V224H125ZM137 223H138V222H137ZM149 223H150V222H149ZM149 223H148V224H149ZM158 223H160V222H158ZM188 223H189V222H188ZM221 223H222V222H221ZM230 223H231V222H230ZM246 223H247V222H246ZM246 223H245V224H246ZM28 224H29V221H28ZM35 224H37V223H35ZM41 224H40V225H41ZM57 224H58V222H57ZM66 224H67V223H66ZM76 224H77V223H76ZM110 224H111V223H110ZM126 224H127V225H130L129 223H126ZM132 224H134V223H132ZM151 224H152V223H151ZM151 224H150V225H151ZM206 224H207V223H206ZM223 224H224V223H223ZM223 224H222V226H223L224 229H225V226H224ZM242 224H244V223H242ZM242 224H241V225H242ZM32 225L35 226L33 223H32ZM37 225H38V224H37ZM40 225H38V226L40 227ZM42 225H44V224H42ZM46 225H47V224H46ZM53 225H54V224H53ZM62 225H63V224H62ZM62 225H61V227H62ZM71 225H72V224H71ZM78 225L81 226V223L78 224ZM86 225H87V224H86ZM92 225H93V224H92ZM119 225H120V224H119ZM152 225H153V224H152ZM28 226H30V225H28ZM49 226H50V225H49ZM55 226H58V225H55ZM64 226H65V225H64ZM67 226H68V224H67ZM69 226H70V225H69ZM69 226H68V227H69ZM72 226H73V225H72ZM72 226H70V227H72ZM76 226H77V225H76ZM125 226H126V225H125ZM236 226H237V225H236ZM245 226H248V225H245ZM30 227H31V226H30ZM43 227H44V226H43ZM58 227H59V226H58ZM77 227H78L80 230H82L81 228H83V227L80 228L79 226H77ZM108 227H109V226H108ZM119 227H121V226H119ZM150 227H151V226H150ZM212 227H213V226H212ZM243 227H244V226H243ZM243 227H242V228H243ZM47 228H48V227H47ZM99 228H101L100 225H99ZM99 228H98V229H99ZM125 228H126V227H125ZM125 228H124V229H125ZM141 228H142V227H141ZM146 228H147V226L145 227V229H146ZM206 228H207V227H206ZM220 228H221V227H220ZM228 228H229V227H228ZM35 229H36V226H35ZM51 229H52V228H51ZM51 229H50V230H51ZM71 229H72V228H71ZM101 229H102V228H101ZM101 229H100V230H101ZM112 229H113V228H112ZM112 229L109 228L108 231H109V230H112ZM148 229L150 230L149 227L147 228V231H148ZM151 229H152V227H151ZM201 229H202V228H200V230H201ZM213 229H214V227H213ZM213 229L211 228L212 231H214ZM230 229L232 230V228H229L228 231H230ZM27 230H28V229H27ZM32 230H33V229H32ZM42 230H44V229H42ZM58 230H59V228H58ZM73 230H74V229H73ZM75 230H76V229H75ZM91 230H92V229H91ZM104 230H105V229H104ZM119 230H120V229H119ZM119 230H118V232H119ZM121 230H122V228H121ZM137 230H138V228H137ZM140 230H142V229H140ZM239 230H242V229H238V231H239ZM244 230H245V229H244ZM34 231H35V230H34ZM39 231H40V232H38V233H41V230H40V229H39ZM47 231H48V230H47ZM51 231H52V230H51ZM53 231H54V230H53ZM76 231H77V230H76ZM83 231H84V230H83ZM83 231H82V232H83ZM123 231H124V230H123ZM125 231H126V230H125ZM133 231H134V229H133ZM133 231H132V233H133ZM143 231H144V230H143ZM152 231H153V230H152ZM154 231H155V230H154ZM154 231H153V232H154ZM196 231H198V230H196ZM205 231H206V230H205ZM205 231H204V232H205ZM215 231H216V228H215ZM217 231H218V230H217ZM228 231H226V232H228ZM232 231H233V230H232ZM259 231H260V229H259ZM9 232H10V231H9ZM27 232H28V231H27ZM42 232H43V231H42ZM98 232H99V230H98ZM118 232H117V233H118ZM127 232H128V231H127ZM139 232H140V231H139ZM144 232H145V231H144ZM170 232H171V231H170ZM193 232H194V231H193ZM221 232H222V231H220V233H221ZM223 232H224V231H223ZM243 232H244V231H242V233H240V234H243V235H244V238H242V239L244 240V239H246L247 237L245 238V234H244L245 232H244V233H243ZM6 233H7V232H6ZM19 233H20V232H19ZM43 233H44V232H43ZM51 233H52V232H51ZM54 233H55V232H53V234H54ZM56 233H57V232H56ZM77 233H78V231H77ZM115 233H116V232H115ZM122 233H123V232H122ZM122 233H121V234H122ZM130 233H131V232H130ZM146 233H147V232H146ZM146 233H145V234H146ZM190 233H191V232H190ZM198 233H199V232H197V234H198ZM218 233H219V231H218ZM45 234H46V233H45ZM71 234H72V233H71ZM118 234H119V233H118ZM118 234H117V235H118ZM123 234H124V233H123ZM135 234H136V232L134 233V235H135ZM139 234H140V233H139ZM145 234H143V236H144ZM150 234H151L150 232H149V235H148V233H147L148 236H150ZM167 234H168V233H166V235H167ZM187 234H188V233H187ZM197 234H196V236L198 237ZM200 234L203 235L202 232H201ZM228 234H229V232H228ZM234 234H235V233H234ZM9 235H10V234H9ZM21 235H22V234H21ZM29 235H31V234L29 233ZM34 235H35V234H34ZM36 235H37V234H36ZM38 235H39V234H38ZM38 235H37V237H38ZM48 235H49V234H48ZM74 235H75V234L73 233V236H74ZM76 235H77V234H76ZM107 235L110 236V231H109V234L107 233ZM128 235H129V234H128ZM159 235H160V234H159ZM225 235H226V234H225ZM46 236H47V234H46ZM46 236H45V237H46ZM62 236H65V235L62 234ZM103 236H105V237L107 238V236H106V232H105V235H102V237H103ZM113 236H114V235H113ZM130 236H131V234H130ZM130 236H129V237H130ZM136 236H137V235H136ZM140 236H141V235H140ZM169 236L171 237V235H169ZM194 236H195V235H194ZM196 236H195V238H196ZM208 236H209V235H208ZM223 236H224V234H223ZM226 236H227V235H226ZM226 236H225V237H226ZM235 236H236V235H235ZM241 236H242V235H241ZM246 236H248V235H246ZM37 237H36V238H37ZM47 237H49V236H47ZM58 237H59V236H58ZM66 237H67V236H66ZM100 237H101V235H100ZM100 237H99V238H100ZM102 237H101V239H102ZM115 237H116V236H115ZM119 237H120V236H118V238H119ZM138 237H139V235H138ZM141 237H142V236H141ZM150 237H151V236H150ZM150 237H146V236H145V238H146V239L148 238V240H149ZM220 237H221V236H220ZM236 237L238 238V236H236ZM250 237H251V236H250ZM38 238H40V237H38ZM43 238H44V236H43ZM49 238L51 239V236H50ZM53 238H54V237H53ZM60 238H61V237H60ZM69 238H70V237H69ZM83 238H84V237H83ZM108 238H109V237H108ZM112 238H113V237H112ZM118 238H117V240H118ZM142 238H143V237H142ZM142 238H141V239H142ZM145 238H144V240H146ZM164 238H165V236H164ZM174 238H175V237H174ZM227 238H229V236H228ZM232 238H233V237H232ZM22 239H24V238H22ZM31 239H32V238H31ZM46 239H47V238H46ZM50 239H47V240H50ZM57 239H58V238H57ZM104 239H105V238H104ZM172 239H173V238H172ZM184 239H185V238H184ZM184 239H183V241H184ZM191 239H193V238H191ZM197 239H198V238H197ZM201 239H202V238H201ZM248 239H249V237H248L246 240H248ZM20 240H21V238H20ZM53 240H54V239H53ZM53 240H52V241H53ZM61 240H62V239H61ZM68 240H70V239H68ZM111 240H112V239H111ZM114 240H115V239H114ZM123 240H124V239H123ZM148 240H147V241H148ZM178 240H179V239H178ZM195 240H196V239H195ZM232 240H233V239H232ZM232 240H231V241H232ZM235 240H236V239H235ZM235 240H233V241H235ZM237 240H238V239H237ZM243 240H242V241H243ZM32 241H33V239H32ZM50 241H51V240H50ZM57 241H58V240H57ZM65 241H66V239H65ZM97 241H98V240H97ZM101 241H102V240H101ZM105 241H106V239H105ZM108 241H109V239H108ZM115 241H116V240H115ZM147 241H146V242H147ZM159 241H160V240H159ZM186 241H187V240H186ZM192 241H194V240H192ZM197 241H198V240H197ZM200 241H201V240H200ZM224 241H225V240H224ZM18 242H19V240H18ZM18 242H17V243H18ZM54 242H55V241H54ZM94 242H96V241L94 240ZM103 242H104V241H103ZM113 242H114V241H113ZM119 242H120V240H119ZM124 242H126V241L124 240ZM124 242H123V243H124ZM128 242H129V241H128ZM160 242H161V241H160ZM221 242H223V241H221ZM225 242H226V241H225ZM62 243H63V242H62ZM99 243H101V242L99 241L98 244H99ZM120 243H121V242H120ZM126 243H127V242H126ZM141 243H142V242H141ZM148 243H149V242H148ZM194 243H195V241H194ZM194 243H193V244H194ZM229 243H230V242H229ZM232 243H234V242H232ZM235 243H236V242H235ZM235 243H234V244H235ZM24 244H25V243H24ZM35 244H36V243H35ZM58 244H59V243H58ZM105 244H107V243H105ZM117 244L119 245L118 242H117ZM144 244H145V243H144ZM151 244H154V243H151V242H150L149 245H151ZM156 244H157V242H156ZM245 244H246V242H245ZM251 244H252V243H251ZM263 244H264V243H263ZM47 245H48V244H47ZM50 245H51V244H50ZM67 245H68V244H67ZM96 245H97V243H96ZM182 245H183V244H182ZM196 245H197V244H196ZM196 245H195V246H196ZM209 245H210V244H209ZM211 245H212V244H211ZM211 245H210V246H211ZM217 245H218V244H217ZM220 245H221V244H220ZM229 245H230V244H229ZM231 245H232V244H231ZM237 245H239V243H237ZM237 245H235V246L237 247ZM241 245H242V243L240 244V246H241ZM247 245H249V244H247ZM260 245H262V244H260ZM260 245H259V246H260ZM4 246H5V245H4ZM183 246H184V245H183ZM195 246H193V247H195ZM201 246H202V245H201ZM212 246H213V245H212ZM227 246H228V245H227ZM252 246H253V245H252ZM262 246H263V245H262ZM17 247H18V246H17ZM66 247H67V246H66ZM89 247H90V246H89ZM96 247H98V246H96ZM101 247H102V246H101ZM129 247H131V246H129ZM159 247H160V246H159ZM188 247H189V245H188ZM213 247H214V246H213ZM222 247H223V245H222ZM231 247L233 248V246H231ZM242 247H243V246H242ZM245 247H246V246H245ZM249 247H251V246H249ZM3 248H4V247H3ZM18 248H19V247H18ZM18 248H17V249H18ZM21 248H22V247H21ZM27 248H28V245H27ZM42 248H43V247H42ZM54 248H55V244H54ZM92 248L95 249L94 246H93ZM115 248H117V246H116ZM149 248H151V247H149ZM168 248H169V247H168ZM176 248H177V247H176ZM176 248H175V249H176ZM209 248H210V247H209ZM209 248H208V249H209ZM216 248H217V247H216ZM238 248H241V247H238ZM247 248H248V247H247ZM253 248H254V251H256V250L258 251V249L255 250V248H257V247L254 246ZM253 248H252V249H253ZM259 248H260V247H259ZM33 249H34V248H33ZM55 249H56V248H55ZM104 249H105V248H104ZM118 249H119V248H118ZM120 249H121V248H120ZM128 249H129V248H128ZM143 249H144V247H143ZM153 249H154V248H153ZM163 249H164V248H163ZM221 249H222V248H221ZM250 249H251V248H250ZM23 250H24V249H23ZM26 250H27V249H26ZM38 250H39V247H38ZM42 250H44V249H42ZM46 250H47V249H46ZM56 250H57V249H56ZM68 250H69V248H68ZM77 250H78V249H77ZM90 250H91V248H90ZM139 250H140V249H139ZM179 250H181V249L179 248ZM184 250H185V249H184ZM223 250H225V249H223ZM228 250H229V249H228ZM231 250H233V249H231ZM231 250H230V251H231ZM242 250H243V248L241 249V252H242ZM262 250L264 251L263 248H262ZM17 251H18V250H17ZM33 251H36V252H37V250H33ZM58 251H59V250H58ZM64 251H65V250H64ZM94 251H95V250H94ZM94 251H93V252H94ZM96 251H97V250H96ZM121 251H122V250H121ZM121 251H120V252H121ZM127 251H128V250H127ZM150 251H151V250H150ZM167 251H168V250H167ZM190 251H191V250H190ZM206 251H207V250H206ZM216 251H217V250H215V253H216ZM221 251H222V250H221ZM235 251L237 252V249H235V247H234V252H235ZM239 251H240V250H238V252H239ZM15 252H16V251H15ZM19 252H20V250H19ZM66 252H67V251H66ZM79 252H80V251H79ZM89 252H90V251H89ZM91 252H92V251H91ZM140 252H141V251H140ZM145 252H147V251H145ZM160 252H162V251H160ZM174 252H175V251H174ZM182 252H183V251H182ZM201 252H202V251H201ZM208 252H210V251H208ZM208 252H207V253H208ZM213 252H214V251H213ZM218 252H219V250H218ZM224 252H225V251H224ZM238 252H237V253H238ZM56 253H57V252H56ZM56 253H55V254H56ZM137 253H139V252H137ZM149 253H150V252H149ZM166 253H167V252H166ZM190 253H191V252H190ZM239 253H240V252H239ZM247 253H248V251H247ZM15 254H16V253H15ZM15 254H14V255H15ZM61 254L63 255V252H61ZM72 254H73V253H72ZM84 254H85V253H84ZM88 254H90V253H88ZM139 254H140V253H139ZM170 254H171V253H170ZM208 254L210 255V253H208ZM208 254H207L208 257H206V258L209 259V255H208ZM221 254H223V253L221 252ZM230 254H231V252H230ZM256 254H257V253H256ZM258 254H259V253H258ZM258 254H257V255H258ZM263 254H264V252H263ZM11 255H12V254H11ZM18 255H19V254H18ZM40 255L42 256L41 253H40ZM56 255H59V254H56ZM76 255H77V254H76ZM81 255H82V254H81ZM85 255H86V254H85ZM112 255H113V253H112ZM136 255H137V254H136ZM148 255H149V254H148ZM150 255H151V254H150ZM162 255H163V254H162ZM217 255H218V254H216V256H217ZM234 255H235V253H234ZM242 255H243V253H242ZM244 255H245V254H244ZM249 255H250V254H249ZM257 255H256V256H257ZM41 256H40V258H41ZM45 256H47V255H45ZM54 256H55V255H54ZM89 256H90V255H89ZM92 256H93V255H92ZM106 256H107V255H106ZM110 256H111V255H110ZM113 256H114V255H113ZM176 256H177V255H176ZM188 256H189V255H188ZM193 256H194V254H193ZM203 256H204V255H203ZM216 256H215V258H216ZM220 256H221V255H220ZM220 256H219V257H220ZM222 256H224V254H223ZM227 256H228V255H227ZM239 256H240V254H239ZM239 256H236V257L238 258ZM247 256H248V254H247ZM256 256H255V257H256ZM262 256H263V255H262ZM16 257H17V256H16ZM26 257H27V256H26ZM32 257H34V256H32ZM58 257H60V255H59ZM63 257H64V255L62 256V258H63ZM73 257H74V256H73ZM97 257H98V256H97ZM111 257H112V256H111ZM111 257H110V258H111ZM115 257H116V256H115ZM119 257H120V256H119ZM122 257H123V256H122ZM149 257H150V256H149ZM154 257H155V256H154ZM154 257H153V258H154ZM177 257H179V256H177ZM211 257L213 258V255H212ZM211 257H210V258H211ZM259 257H260V255H259ZM1 258H2V257H1ZM47 258H48V261H49V262L53 263L52 260H51V261L49 260V257H47ZM54 258H55V257H54ZM62 258H61L60 260H62ZM77 258H79V256H78ZM95 258H96V257H95ZM113 258H114V257H113ZM141 258L143 259V255H142ZM162 258H163V257H162ZM167 258H168V257H167ZM190 258H191V256H190ZM202 258H203V257H202ZM202 258H201V259H202ZM206 258H205V259H206ZM212 258H211V259H212ZM215 258H214V260L216 261ZM223 258H224V257H223ZM242 258H244V257H242ZM252 258H254V257L252 256ZM260 258H261V257H260ZM262 258H264V257H262ZM26 259H29V258L27 257ZM33 259H34V258H33ZM33 259H32V261L35 262V260H33ZM41 259H42V258H41ZM41 259H40V260H41ZM51 259H52V257H51ZM63 259H64V258H63ZM67 259H68V258H67ZM67 259H66V260H67ZM122 259H123V258H122ZM134 259H136V257H135ZM186 259H189V258L186 257ZM197 259H198V261H200L198 257L196 258V260H197ZM217 259H218V258H217ZM228 259L230 260V258H228ZM228 259H227V260H228ZM240 259H241V258H240ZM36 260H38V257L36 258ZM55 260H56V259H55ZM91 260H92V259H91ZM125 260H126V259H125ZM221 260H223V259L221 258ZM231 260H232V259H231ZM237 260H238V259H237ZM241 260H242V259H241ZM245 260H246V259H245ZM253 260H254V259H253ZM257 260H258V259H257ZM261 260H262V259H261ZM22 261H23V260H22ZM29 261H30V260H29ZM57 261H59V260L57 259ZM62 261H63V260H62ZM87 261H88V260H87ZM93 261H94V259H93ZM108 261H110V260H108ZM114 261L117 262L116 259H115ZM118 261H119V260H118ZM139 261H140V260H139ZM142 261H143V260H142ZM210 261H211V260H210ZM210 261H209V262H210ZM215 261H214V262L212 261V264H213V263L215 264ZM218 261H219V259H218ZM243 261H244V259L242 260V262H243ZM251 261H252V260H251ZM251 261H250V262H251ZM3 262H4V261H3ZM34 262H33V264H34ZM101 262H103V261H101ZM192 262H193V261H192ZM200 262H201V261H200ZM202 262H204V261H202ZM221 262H222V261H221ZM227 262H228V261H227ZM236 262H237V261H236ZM236 262H235V263H236ZM246 262H247V261H246ZM259 262H260V261H259ZM259 262H258V263H259ZM11 263H12V262H11ZM15 263H16V262H15ZM41 263H43V261H42ZM45 263H47V262H45ZM65 263H66V262H65ZM69 263H70V262H69ZM90 263H91V262H90ZM108 263H110V262H108ZM117 263H118V262H117ZM119 263H120V262H119ZM184 263H186V262H184ZM216 263H218V262H216ZM219 263H220V262H219ZM237 263H239V262H237ZM244 263H245V262H244ZM247 263H249V261H248ZM258 263H257V264H258ZM29 264H30V263H29ZM36 264H37V263H36ZM38 264H39V263H38ZM113 264H114V263H113ZM135 264H136V262H135ZM163 264H164V263H163ZM169 264H170V263H169ZM186 264H187V263H186ZM190 264H191V263H190ZM193 264H194V263H193ZM195 264H196V261H195ZM198 264H199V262H198ZM200 264H201V263H200ZM206 264H207V262H206ZM208 264H209V263H208ZM222 264H224V261L222 262ZM249 264H250V263H249ZM252 264H253V263H252ZM259 264H260V263H259Z\"/></svg>", "mask_w": 264, "mask_h": 264}]
</instances>
